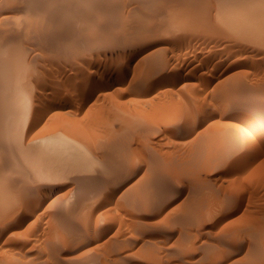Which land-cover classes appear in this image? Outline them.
Masks as SVG:
<instances>
[{
    "label": "rangeland",
    "instance_id": "374dc122",
    "mask_svg": "<svg viewBox=\"0 0 264 264\" xmlns=\"http://www.w3.org/2000/svg\"><path fill=\"white\" fill-rule=\"evenodd\" d=\"M7 1H8L7 3L11 2V0H7ZM21 1L24 3V5H27V7H30L31 9L29 10L26 6L23 5V3ZM81 1L82 0H69V1L68 0H57V2H56V0H51V1H49V3H52L51 5H53V7H50L51 5H44L46 7H44L42 5V7H44L45 9L47 8V10H48V8H50L49 9L50 12L48 10L47 13H45L46 11H41V9L42 10H45V9L40 7L41 6L40 5L37 8L40 9V11L42 13L39 10L38 11L41 14L44 13L47 16L49 13L50 14H49L48 18L46 16L43 18L40 17L41 18L40 19L39 17L36 16L35 17L36 19L39 18L37 20V22H36V20H34V18H33L34 16L33 17L30 16V15H33V13H31V10L33 12V10L35 9V7L37 5L35 6L34 4H32V7H31L29 4H27V3L25 4V0L24 1L23 0H20V1L13 0L11 2V4H7L8 6L7 5L5 6V7H7V9H10V10L4 9L5 11L4 10L2 12L0 11L1 13L7 14L9 16L8 20H6V21H9L8 22L9 24L7 23V26H6V28L8 30L6 29V32H4L5 30H3V33H6V35L3 34V36H4L5 40L6 39L10 40L9 38H13V39H11L12 42L8 43L9 42L8 41L6 43L7 45L5 44V46L3 48H1V51H0L1 54L4 52V54H2L1 57L5 56L4 58H5V61H7V62L0 61V64L6 63V64H4V67L1 68L0 70H3L5 68L4 71H6V72L8 71L7 75L9 74L8 77H10V76L12 77V78H10V80L13 82V84L15 85L14 82H16V83H18V84H16L18 87H19V84H20V86L24 87V88L20 87V90L22 89L21 91L24 90L23 94L22 93H20V94L24 95L23 101L27 100L30 102V103H28L27 101L26 102L22 101L24 107H26L25 112L28 113L30 110V111L37 112V113L33 112V113H35V115L40 114L38 116L39 118L37 117V119L34 122L33 127L31 129H29L28 131L24 130V126H25L24 125L23 126L24 131H22L20 129L23 134L21 133V131H19V129L17 131H15L17 133H18V131L21 133L20 135L17 134L19 137V138H17V140H19L20 138H22L23 140L20 139V141H14L13 139L16 140L17 135L14 136L16 133L13 132L12 129H10V128L6 130L7 126L9 127V125H10V124L8 125V123H13V121H10V119L12 118V114H10L11 116L9 114L5 115V116H10V117L6 118V120H5L6 123H2L3 121L1 122V119L4 120L3 118H5L3 115V114H5V113H3V110L5 108H2V107L6 106L5 104H7V101L3 105L0 104V105H2V107L0 106L1 107L0 109H2V113H3L2 114L3 118H0V127L2 124H6V125H2V126H5L6 128H5V132L0 131V140L7 137V138H5V140H1L2 142L0 141L1 143H4V144L0 143L1 144L0 145V150H1V152H0V160H1L0 161V167L2 166V170H0V171H3L2 172L3 174L0 172L1 173L0 177L2 179L1 180L2 182H0V183L2 184L4 182L3 184H6V185H4L5 188L9 189V186H10V189H14V187H15V189L17 188L16 190L18 192L20 191L19 192L20 194H18L19 195L18 197H15L13 200L10 199L11 202L13 201L12 203H14V205H19V203L23 200L22 198L26 199L28 197V195L30 196L28 198L29 200L34 199V198H32L33 197L32 194L39 193L40 188H38V187L39 186L41 187L42 186L41 184H44V183L46 185L51 184V186L54 189L53 193L49 196V199L40 203L38 206H36L35 211L33 212L34 214L32 213V215H30L26 220H22L18 216L16 219H12V220L10 219V222L8 224L6 223V224L2 225L0 222V230L2 231L0 233V255H1L0 258L3 259V257H5L3 260L0 259V264H4V263L5 264H7V263L8 264L9 263L14 264L15 261H16L15 264L16 263L28 264L30 262L32 264L33 263L32 260H34L33 264H37V263L38 264H41V263L42 264L43 263L44 264H60V263L61 264H66V263L67 264H75V263L79 264V262L81 264H90L89 262H91V264H95V263L96 264H101V263L102 264L103 263L104 264H126V263L127 264H187V263L188 264H241V263L242 264H248V263L252 264L253 259H259V258H252V259L249 258L251 255H248V254H250V253L254 254L255 252L253 251V248L251 246V245H253V244H251L253 239L251 237V240H250V236L247 235V234H250L248 232H251V231H248V230H251V229L254 230V227H255V229L257 230V232L260 235L257 234V236L259 238L257 237L256 239H254L253 243H255L257 240L258 241L260 240L261 242L259 241L257 243L258 244L260 243L259 245L264 247V240L262 239V238H264V234H263L264 228H262L264 224H262V222H261L262 220L264 222V218H263L264 217V215H263L264 214V134L259 132V131L257 134V132L255 133L253 131L254 128L257 126L256 125L257 124L256 123L257 117H258V119H260V118L264 119V110H263L264 100L260 101L255 97V95L257 93H261L264 96V89H262L263 90L262 91L261 86H260V85H262L264 87V78H263L264 77V67H262L263 65L257 66V67H259L258 69L256 68V65H252V67L253 66L255 67V68L254 67L252 68V69H254L252 71H249V70H251V69H249V68H251V66L248 69L245 68V69H243V72H245V73L242 72V69H241V71H239L240 69L236 68L237 64L232 60V58H230V53L227 52L229 50L227 49V51H224V49L226 50V48L225 47L222 48V45H220V42L218 43V41H216L215 39H211V37L206 36L205 33H202L201 35L200 34H197V35L194 34L195 37L193 35L192 36L193 40H191L188 43L187 42L182 43L179 39L180 37L177 38L175 34L173 36L172 33L168 34V33H162V32L158 33L157 35L154 34V36L149 37L147 40H144L143 42H141V41L136 42V40L133 39L134 36H136L134 34L135 33L134 30H136V28L142 29V28L146 27V28H151V29L154 28L156 30L157 29L162 30L161 27L170 21V19L172 18L171 16L174 12L171 8H165V9L159 10L157 8V6L156 7L154 6L156 8V10H154V7L152 8V7L148 6L150 4L145 5L147 3L146 2L147 0L146 1L144 0L145 2L142 0H136V2H135V0H132V1L131 0H113V1L112 0H97V1H99V2H96L98 8H95L96 6L94 7L97 10L103 9L102 10V12H103L106 7L108 8L111 6L112 2L114 4H116L115 2H117L119 4V7L122 10L119 9V11H116L117 14L116 13L111 14L112 19H113V23H114V25L113 24H111V25H113V26L108 25V27H109L108 28L106 26L101 27V26H92L91 25L92 27L90 29L91 30L93 29V30L91 32V30L89 29V32H88L89 27H88V25L85 24L86 23L85 20H83L85 23L82 22V19H84V18H81L82 16L81 17L79 15L77 16L75 14V12H73L74 15L76 16V18H74L75 16H72V14H70V13L69 14L64 13L66 11L65 7H67L68 4L71 5V7L73 5L74 6L79 5V7H80L81 3L82 4L84 3L85 5L83 4L84 7L82 6V8L86 9V7H88V9H94V8H92L94 0H93V2H92V0H87V4H88V1H89L90 5L92 3L91 7L89 4H88L89 6L86 5V3H85L86 0H84L82 2ZM127 1H130V2L125 4V2H127ZM210 1H212L210 4L211 5L210 15H212V16H210V19L212 22H214L215 20L213 21V19H215V18L213 16H214V13L216 14L215 10L218 7V4H220V3H218L219 1H217V4H216V0L215 1L210 0ZM13 2H15V3H13ZM58 2H59V4H58ZM61 2H63V3H61ZM102 2H103V4H102ZM220 2H221V0H220ZM18 3H19V5H18ZM66 3H68V4H66ZM128 4H129V6H128ZM65 5H67V6H65ZM212 5H215V6L213 7ZM20 6L24 7L25 9L27 8L28 10H26V11H30L29 12L30 14L27 12V14H29V16H27L26 14L22 15L25 13L24 12L25 10L23 11L22 9H24V8H22ZM101 6H103L104 8ZM126 6H128V7H126ZM19 7L21 8V10ZM79 7H77V8L80 9L81 7L80 8ZM32 8H34V9H32ZM54 8H56V9H54ZM100 8H102V9H100ZM130 8H131V10H130ZM127 9H129L130 12ZM35 10H37V9H35ZM61 10H63V12ZM97 10H95V11L97 12ZM147 10H149L151 12H149ZM15 11H17V12H15ZM21 11H22V13H21ZM38 11H35V12H38ZM53 11H54V13H53ZM105 11H106V9H105ZM105 11L103 13L101 12L99 15L98 14L96 15V12H95V15L98 17L100 15L105 14ZM135 11H137V12H135ZM145 11H147V12L145 13ZM156 11H158V13ZM160 11H161V13H160ZM19 13H21L22 16ZM40 13H38V15H40ZM90 13L91 12H89V14ZM125 13H127V14L124 15ZM148 13H149V15H148ZM154 13H155V15H154ZM53 14L54 15L56 14L57 17L56 16L50 17ZM128 14L131 16L132 19L130 18V16H128ZM136 14L139 15V17L141 16L140 20ZM158 14L161 16L159 17ZM35 15H36V13H35ZM95 15H93V16H95ZM23 16L24 17L26 16L28 18H23ZM114 16H116V18ZM136 16L138 18L135 19ZM151 16H152V18H151ZM15 17H16V20H15ZM30 17L33 19H30ZM55 17H56V19H55ZM156 17H159V18H156ZM65 18L66 19L68 18L67 21L68 20L73 21L72 19L78 18L77 19L78 21L77 20L74 21V23L76 22V24H75L76 26L73 24L72 25L73 28H71V26H70L71 29L66 28L67 27V26L65 27V25L67 24L66 23L65 25L62 26L63 29H61L62 30L61 31L60 30L61 27H59L61 24L59 26H57V24H59V23H56V22H58V19H59V20H61V23L64 24L66 22ZM79 18L81 20H79ZM117 18H119V19H117ZM141 18L144 20H142ZM26 19L31 20L34 24L38 23V25L37 26L34 25V27L31 28L32 30H29V28H27L25 26V24L27 25L29 23ZM54 19H55V21H54ZM148 19H149V21H148ZM122 20H124V21H122ZM135 20H136V22L137 21L140 22L141 20L142 21L139 24L137 22L136 25H134ZM158 20H159V22H158ZM6 21L4 22V24H6ZM12 21L15 23H13ZM20 21H22V22H20ZM23 21H26V23H24ZM128 22H130L131 24H129ZM4 24H2V26H5ZM12 24H14L13 25L14 27L12 26ZM49 24H53L55 26V29H54V27L49 26ZM83 24H84V26H83ZM126 24H128V26L130 25L131 27L130 26L129 27L131 29L128 28V26H126ZM80 25H82V26L79 27ZM117 25L119 26V28H117ZM35 26L38 28L39 31L37 30V28ZM56 26L59 27V29L56 28ZM89 26H90V24H89ZM114 27H115V29H114ZM121 27L124 31L121 29ZM41 28H42V30H41ZM80 28H81V30H79ZM72 29H75V30H72ZM13 30H15V32H13ZM78 31H80V32L78 33ZM93 31H97L99 33H102V31H103L102 34L104 35V37H103L104 39H101L102 41L98 40L97 42L92 41L91 35H89V33L92 34V33H94ZM111 31L113 33H111ZM127 31H128V33H127ZM131 31L134 35L131 33ZM59 32L61 34H59ZM86 33H88L87 34L88 36L86 35ZM115 33L116 34L118 33V34L116 35ZM47 34L51 35L52 38L51 37L46 38L45 36H47ZM57 34H59V36ZM110 34H111V37H107V36H110ZM160 34H162L163 36ZM204 34H205V36L203 37ZM69 35H71L70 38H69ZM0 36L2 37V34H0ZM5 36H7V37L11 36V37L6 38ZM89 36H90V38H88V39H91L92 42L90 40H87V37H89ZM76 37H79V39L78 38L76 39ZM81 38H83V39H81ZM105 38H106V40H105ZM53 39H55V40H53ZM127 39L131 40V41L128 42ZM177 39H179V40H177ZM25 40H29V41L24 42ZM47 40H49V41H47ZM133 40H135V42H133ZM56 41H58V42H56ZM85 41H87V42H85ZM178 41H180V42H178ZM118 42H119V44H118ZM141 43H142V45L144 43V45L142 46ZM18 44H21V45H19L17 47ZM91 44L93 45V47H96V48H94L95 49L94 51H93V47ZM131 44H132V46H131ZM218 44H219V46H218ZM50 45H51V47H50ZM138 45H141V47L140 48L137 47ZM23 46L25 48H27L28 50H26ZM52 46L54 48H52ZM100 46H101V48H100ZM7 47L8 48L10 47V48L8 49ZM10 49H11V51H10ZM5 50H7V51H5ZM19 50H21V51H19ZM84 50H86L85 53H84ZM138 50H139V52H138ZM69 51H70V53H69ZM134 51H136V53H138V54L135 53V55H136L135 59L132 60V62L130 64H127V63H129V59L132 57V55H133L132 53ZM23 52H25V53H23ZM28 52H29L30 57H28L29 56L28 54L25 55ZM14 53H16V54H14ZM116 53H117V55H116ZM11 54H12V56H11ZM41 54H43V55H41ZM6 56H11V57H6ZM16 56H18V58ZM26 56H27V60H26ZM149 56H151V58L153 57L152 58L153 62L151 61V58ZM45 57H47V60ZM48 58H50V59H48ZM51 58H52V60H51ZM54 58H55V60H54ZM71 58L74 60H72ZM14 59H16V60H14ZM29 59H31V60L29 61ZM34 60H36L37 62L36 61L34 62ZM20 61H23L26 64L23 62H20ZM15 62H20V63H15ZM71 62H73V63H71ZM146 62L149 65L151 64L152 66H155L156 64L160 63L159 65L163 66V68L165 67L166 71H164L163 73L154 74L151 78H149L147 80V82H145V85H144V84L138 83V79H140L141 76L145 73V71L149 70V68L151 66L150 65L147 67L145 65ZM163 62L165 64V66H164ZM30 63H32V64H30ZM55 63H56V65H55ZM117 63H119V64H117ZM143 63H144V65L142 66ZM153 63H155V64H153ZM20 64H22V67ZM125 64H126V67H124ZM2 65H0V67H2ZM5 65H8V66H5ZM14 65H15V67H14ZM27 65H29V66H27ZM79 65H80V67H79ZM144 66H145V68H144ZM18 67H21V69ZM29 67H31V68H29ZM8 68L9 69L13 68V69H10V71H9ZM17 69L21 70V71H17ZM30 69L31 70L33 69V71H31ZM34 69H36V70H34ZM143 69H146V70L143 71ZM235 69L238 71H236ZM86 71L88 72V74ZM125 71H127V72H125ZM140 71H142V73ZM261 71L263 72V74ZM32 72H33V75H32ZM116 72L118 74H115ZM235 72H239L240 74L237 73V75H236ZM241 72L243 73V75ZM230 73H231V76L233 73L235 75L232 76V78H231L229 75ZM2 74H5V72ZM2 74L0 73V75H1L0 78L4 77L6 75V74L5 75H2ZM17 74H19V77ZM140 74H141V76H140ZM219 74H221V75H219ZM252 74H254V75H252ZM132 76H133V78L131 80ZM228 76L230 78L229 82L226 81L229 79ZM224 77H226V80H223V79H225ZM234 77H235V79H234ZM240 77H242V78H240ZM80 78H82V79H80ZM244 78H246L247 80ZM240 79H244V81L240 80ZM14 80H16V81H14ZM220 80L221 81L223 80V81L220 82ZM236 80L239 81V84H236L237 86L239 85L238 87L235 85V83H238ZM71 81H72V84H71ZM80 81H81V83L82 82L89 83L90 88H89V91H87V93L91 94L90 100H88L87 102H84V104H82V99H80L78 101L70 100V99L66 100V98L59 99L62 95L61 93L67 92L68 89H69L68 93H71V94L74 93L75 94V92L80 87L79 86L81 84ZM224 81L227 85L224 83ZM230 81H232V82H230ZM134 82H136V83H134ZM240 82H242V84ZM5 83L6 82H4V84ZM8 83H11V82H8ZM223 83L225 84V87L222 86V85H224ZM243 83H247V84L244 85ZM250 83H252V84H250ZM25 84H26V87H25ZM61 84H63V85H61ZM137 84H139L138 86H140V87H138ZM215 84H216V86H214ZM9 85L13 86L12 84H9ZM53 85H55V86H53ZM57 85H59V86H57ZM142 85H144L143 89L141 88ZM243 85H244V88L241 87ZM254 85L256 86V88ZM133 86H135L137 88V90ZM229 86H230V88L232 86L233 87L232 89H235V87L237 89H239L241 87L243 89V91L241 93H237V94L234 93V94L229 96L225 93V90H226L225 88H228ZM30 87H32V88H30ZM73 87H75V90ZM221 87H224V88L220 89ZM245 88H246V90H245ZM132 89L135 91H133ZM251 89L254 92H252ZM38 90H40V92ZM221 90L223 93L221 92ZM25 91H27V92H25ZM4 92L8 94L9 91L7 90ZM52 92L53 93L58 92V93H55L56 95L55 94L53 95ZM215 92H217L218 94ZM9 93H12V91H10ZM13 93H14V91H13ZM38 93H40V94H38ZM44 93L45 94L47 93L46 95L49 96L50 98H53V100L54 99H55V101L57 100L58 103H59V101H61L59 103L60 109L55 110V112H57V111L60 112V116H59V114L54 115V111L47 108L48 107L47 102H45L43 100V98L40 97V96H44ZM68 93H67V95H68ZM104 93H106L107 95ZM219 93L220 94L222 93L224 96L221 94L222 96L219 97V95H220ZM7 94H5V96ZM100 94L102 95L101 97H100ZM213 94H215V95H213ZM22 95H19V96H22ZM35 95H36V98L34 97ZM57 95H59V96H57ZM225 95H227V96H225ZM250 95L253 96V98L250 97ZM28 96H29V98H28ZM228 96L231 97V99ZM103 97H105V98H103ZM7 98L9 99V97H7ZM10 98L11 99H9V100H14V102L17 101V99H14V98H17L14 95ZM19 98L22 99V97H19ZM37 98H38V100H34ZM224 98H225V100H224ZM244 98H246V99H244ZM95 99H97V100H95ZM253 99H255V100H253ZM4 100H6V99H4ZM231 100H232V102H231ZM93 101L96 103H93ZM102 101H103V104H102ZM229 101L231 102L230 107H229V105L226 106V104H229ZM9 102H8V104H9ZM70 102H71V104H70ZM111 102H112V104H111ZM233 102L234 103L236 102V104L234 105ZM115 103L118 104L119 106H117ZM12 104H13V102H12ZM26 104H28V105H26ZM94 104H96V105H94ZM106 104H108V105H106ZM113 104L116 105L115 106L117 108L116 110H115L114 106H111ZM36 105H42L43 106V107L40 106L41 107L40 112L38 111L39 109ZM44 105H45V107H44ZM232 105H234V107ZM73 106H75V107H73ZM88 106L90 109L86 108ZM120 106H121V109L119 108ZM7 107L8 106H6V108ZM28 107H30V109ZM92 107H94V108H92ZM98 107H101V108L98 109ZM102 107L107 108V110L105 111V109H102ZM111 108L113 111L111 110ZM118 108L120 109V112H119ZM43 109L45 112L43 111ZM97 110H99V111H97ZM101 110H103V111H101ZM126 110L130 111V112H127ZM8 111H9V109H8ZM86 111L87 112L89 111V112L87 113ZM124 111L129 113V115L132 117V120L134 117L137 118V119L134 118L133 122H135V123L138 122V124H137L138 127L140 126V124L143 127L141 126V128L140 127L137 128V126H136V129L139 130L141 133L140 132L138 133V131L135 128L130 129V133L128 135L125 134V137H124V134H122L123 135V140H122L121 139L122 138L121 133L119 134V135H121V137H119V135L117 133L123 128L124 125H126L129 122V120H130V122H132V120L129 119L131 117H129L128 114H125L126 112H124ZM196 111H198V114L200 112H203V114L200 113V115H199V119H201V120H200L199 124L197 125L198 127L196 126L195 128H193L192 130H190L188 132L183 131V130L181 131V129H180L181 122L183 123V121H185L187 119V117L188 118L191 117L193 115V113H191V112L195 113ZM50 112L51 113L53 112V113L51 114ZM64 112H66V113H64ZM74 112L77 114H75ZM103 112L106 114L103 115ZM116 112H119L118 113L119 116L116 115L117 114ZM47 113H49V114H47ZM61 113H62V115H61ZM94 113L96 116L93 115ZM98 113H100V114L98 115ZM101 113H102V115H101ZM107 113L110 116H108ZM113 113H115V114L112 116L111 114H113ZM122 113H123V115H122L123 117L126 118L128 116L127 119L120 117ZM135 113L136 114L138 113L139 115L138 114L136 115ZM50 114L52 115V117H50L51 116ZM132 114H134L135 116L134 115L132 116ZM57 115H58V117H56ZM53 116H55L57 119H55ZM67 116H68V120H66ZM78 116H79V119H78L79 121L75 119V121H76V123H75L74 118H78ZM107 116L110 118L108 119ZM61 117L63 118L64 121L65 120L68 121V123L70 125L68 123H67V125L69 127L73 125V128H68L66 125V121L64 122L62 119H60V120H62V122L59 121V118H61ZM83 117L84 118L86 117V118L84 119ZM102 117H104L105 119ZM112 117H114V118H112ZM143 117H144V119H143L144 121L142 122ZM69 118H71V119L69 120ZM82 118H83V120H82ZM116 118H118V119L115 120ZM122 118L125 120H123ZM150 118L151 119L153 118V121L155 122L154 124H153V121L152 122L150 121ZM102 119H104V120H102ZM113 119H114V121H113ZM154 119L157 120V126L155 125L156 120H154ZM8 120L10 122H8ZM11 120H13V119H11ZM55 120H57V121H55ZM108 120H111V123H113V124H111L110 121L107 123ZM138 120H141V121L139 122ZM146 120H148V121H146ZM70 121H73V122H70ZM120 122H122V123H120ZM173 122H175V123L178 122V123L176 125ZM56 123H59V124L57 125ZM61 123L63 125H60ZM64 123H65L66 127L64 126ZM124 123H126V124H124ZM77 124H78V126L81 124L79 126L80 128H78V126H76ZM144 125H145V127H144ZM151 125H155V127L154 126L152 127ZM263 125H264V122H263ZM119 126H121L120 129H119ZM224 126H226V127H224ZM54 127H57L56 129H59L60 127L61 128L59 130H56V129L54 130ZM74 127H77V128H74ZM110 127H112V128L110 129ZM3 128H0V129L4 130ZM62 128H65L66 130L62 129ZM68 129H69V131H72V134L73 133H76V134L75 135L74 134L72 135L70 133L68 134ZM76 129H78V130H76ZM109 129L111 131H109ZM148 129H149V131H148ZM153 129H156V130H153ZM239 129H240V131H239ZM255 129H258V127H256ZM8 130H9V132H12V133H8V135L11 138L8 137V135H6V132ZM64 130L66 133H64ZM80 130H82L81 132L84 133V135L82 136V140H83V138L86 139V140H83L85 143L88 141L87 146L88 145L94 146L92 148H91V146H88V148H89L88 153L90 156H92L94 154L92 157H94L96 155L97 157L96 156L94 157L96 160H100L99 156L102 157V153L100 150L101 149V143L98 144V140H97V138L101 135V133H102V135H101V137H99V140L101 139L100 141L101 142L103 141L102 143H105L109 139L108 137H111L110 140L112 139V142L114 141L115 144H119V142L122 140L120 142L121 144H119V145L123 146V144L125 143L124 148L127 146L125 148V152L128 149L127 152L124 153L125 156L122 155V160L120 162L121 164H119V166L121 165V167L122 168L124 167V168L122 169L121 167L117 166L120 168V170H122V172L117 167H115V170L113 168H112V170L110 169L111 171L114 170L113 172L108 170V172L106 171V174L102 173L101 176H100V173H98L99 174V176H98L97 173H88L86 175L85 173H87V172H85V173L84 172H80V173L73 172V173L81 174V175H78L79 176L78 177L77 174L75 175V174L71 173L68 169H65V168H64V170L61 168L62 169L61 172L64 171V173L63 172L61 173L60 167H58L59 170L56 167L57 170L55 168H53V171H56L55 175H54L55 179L53 178L54 173L53 174L47 173L50 171L49 168H46V170L43 169L47 173L46 176L45 175L44 176L43 175H41V176L36 175L37 178H36V176H34V174L32 176V173H30L31 170L33 169L32 165L29 164V162H27L24 159V157H21V155L23 156V154H24L23 152L27 151L28 148L27 149H25V148L28 145H30L31 143H34L33 139L37 138V140L35 139V142H36L42 136L50 135V134H52V132H53V134H52L53 136H54V134L59 135V133H60V136H62V134L64 133L65 135H63V136L69 135V137H71V135H72V137H74L76 135L77 136L79 135ZM116 130L118 132H116ZM132 130H134V131L132 132ZM141 130L144 132L142 133ZM242 130L245 133H243ZM61 131H63V132H61ZM77 131L79 133H77ZM213 131H215L216 133ZM218 131H222V132L220 133ZM46 132H49L50 134L46 133ZM150 132L151 133L154 132V133L149 134ZM184 132H185V134H184ZM235 132L237 135L234 134ZM13 133H15V134H13ZM114 133H115V135H114ZM134 133H135V135H134ZM246 133L249 134V137ZM106 134H108V135H106ZM111 134H113V137ZM218 134H221L223 137L226 134V136L228 137V140L226 141L228 143L227 145L231 144V146H232L233 145L232 143L236 142L237 144L235 143L234 145H237V146H235L237 148L234 149L235 147L233 145L234 148L232 147L231 150H234V152H232L233 154L232 153L229 154V155L232 154L230 157L231 159L226 157L228 160L225 158V159L219 160V162L218 161L213 162L214 164H212V163H209L207 160H208V155L210 153V150H212L213 146L215 145V142H214L215 138L219 137ZM230 134L232 137L229 136ZM238 134L242 135L243 137L240 136L238 139L237 138ZM243 134H245V135H243ZM4 135H5V137H3ZM11 135H13V136H11ZM116 135H118V136L115 137ZM126 135L129 137H127ZM210 135H212V136H210ZM84 136H87V137H84ZM66 137H68V136H66ZM114 137L116 139H120V141L119 140L117 141L116 139H114ZM141 137H144V138H141ZM137 138H140V139H137ZM203 138H205V139H203ZM231 138L233 139V141L230 140ZM236 138H237L238 142H237ZM7 139L11 140L12 142L6 141ZM31 139H32V141H31ZM125 139L128 140L129 143L126 142ZM200 139H202V141ZM89 140H90V143H89ZM139 140H142V141H139ZM92 141H93V143L96 141L97 146L95 145L96 142L93 145L91 143ZM145 141H146V143H145ZM7 142H8V144H10L8 146V148L6 147L7 145H5V144H7ZM13 142L14 143L19 142L20 146L22 145L21 148H23V149L20 148L23 151V152L21 151L22 152L21 155H19V153H20L19 150L13 151V148L11 147V146H13V145H11V144H13ZM21 142H22V144H21ZM75 142H77V141H75ZM122 142H124V143H122ZM197 142L200 144L195 145V143H197ZM221 142L222 141H220V145L223 144V142L222 143ZM226 142H225V144H226ZM24 143H29V144H24ZM209 144H210V146L211 145L212 146L210 147ZM99 145H100V148L98 147ZM144 145H146V146L148 145V147L145 148ZM199 145L202 147V151H200L201 147ZM1 146H2V148H1ZM10 147H11L10 150L13 152L9 151ZM95 147H98V148L95 149ZM148 148H149V152L147 151ZM195 148H200L199 154L195 153V150H194ZM206 148H207V150H206ZM16 149L17 148L15 145L14 150H16ZM93 149H95V150H93ZM192 149L194 152L191 151ZM203 149H205V150L203 151ZM97 150H99V151H97ZM152 150H153V152H151ZM6 151L7 152L9 151L11 153L9 154ZM4 152L7 155L4 154ZM16 152L19 155V157H21V159L23 158L25 161L21 160V159L19 160L18 156L15 155ZM98 152L101 154H99ZM155 152H156V154H159L158 157L156 156ZM202 152H204L205 154ZM206 152H207V154H206ZM2 153L8 159L7 163L5 162L6 158L2 157L3 156ZM193 153H195V154H193ZM11 154L12 155L14 154L16 159L18 158L19 161L16 160L15 162H13L14 159L9 160L12 158L10 156ZM126 154H128V155H126ZM189 154H192L193 156H191ZM198 155H200V156H198ZM8 156H10V157L8 158ZM150 156H151V158H150ZM176 156H178V157L181 156L180 158H182V159H185L184 157H186V158H188L187 160H190L189 157H191V160H193V162H194V166H195V163L196 164L198 163V165L200 166L201 169L199 170V167H197L196 168L197 171L195 172V168H192V170L194 169L193 173L195 172V175H193V173L190 175V178H192L194 176L195 178L194 177L193 178L195 180H193V182H192L193 178L191 180H190V178H187L188 182L187 181L186 182L185 181L179 182L182 184V185L178 184L180 186V190L182 193V194H180V195H182L180 199L177 198L176 200L175 199L171 200V199H169V197H163L162 196V201H161V196H159L160 198L158 197L157 198L158 201H156V197L154 198L151 196L152 199L147 198L148 197L147 193H145L144 190H145V187H147L146 181H148L151 177L155 178L156 179L155 181L157 183H160V184L164 183L163 185L166 186V181L162 177L163 175H160L157 172V170L155 171L156 167L154 165H155V163H157L155 161H157L159 159L158 162H160V164H165V163L167 164L168 160L171 159V160H169V162H175L176 164L182 163L180 161H183V160H181L180 158H178ZM203 156H204V158H203ZM156 157H157V160L155 159ZM13 158H14V156H13ZM173 158L176 160L174 161ZM193 158H195V159H193ZM152 159L153 160L155 159V161L152 162ZM177 159H179V160H177ZM125 161H126V163H125ZM220 161H222V162H220ZM2 162H4L5 164H3ZM20 162H23V163H20ZM163 162H165V163H163ZM199 162H200V164H199ZM14 163H16V164H14ZM24 163H25V165L27 164L26 167H24L25 165H23V166L20 165V164H24ZM124 163H125V165L123 166ZM151 163L152 164L154 163L153 167H151L152 166ZM217 163H219V164H217ZM12 164H14L16 166L17 165H20V166H18V167L14 166L13 167ZM166 164L163 166L165 167ZM236 164H237V166H236ZM5 165H7V166H5ZM9 165L12 166V168H10ZM19 167H23V168H19ZM205 167H207V169L203 170V168H205ZM116 168L118 169V172L120 171L119 173H117V175H116V172H117ZM25 169H26V171H25ZM37 169H39V167ZM5 170H7V171H5ZM9 170H12V172L11 171L9 172ZM51 170H52V168H51ZM205 170H206V172H204ZM57 171L60 172L59 175L61 178L57 177V176H59L58 175L59 172L57 173ZM45 172H43L42 174H44ZM155 172H157V173H155ZM4 173H7L8 176ZM16 173L18 176L16 175ZM20 173H21V175H20ZM56 174H57V176H56ZM66 174H67V176H66ZM68 174L71 176H69ZM10 175L11 176L13 175L12 178L15 175L16 177H19V179H22V180H19L16 177H14L12 179V178H10L11 177ZM29 175L31 177H29ZM93 175H94V177L95 176L96 177L95 178L91 177ZM112 175L116 176V177L114 178ZM2 176L3 177L5 176L4 179ZM20 176H22V177H20ZM24 176H25V178H24ZM196 176H197V178H196ZM6 177H9L7 179H11V180L6 181V179H5ZM40 177L42 178V180ZM105 177L107 178V180L105 179ZM110 177L113 178L112 182L114 184L111 183L109 186L110 181H108V180H110V179H108V178H110ZM28 178L33 179V180H30ZM52 178H53V180H52ZM58 178H59V180H57ZM68 178H69V180L67 181ZM200 178H201V180H200ZM15 179L17 180V182ZM196 179H198V183L201 181V188H202V190L200 189L199 190L200 192H198L200 194L196 193V194H198V196L195 194L194 190H192L190 192V190L194 186L195 182L197 183ZM37 180H39V181L37 182ZM44 180H45V182H44ZM60 180H62V181H60ZM113 180H115V181H113ZM12 181L16 182L15 186H14V183ZM32 181H34V182H32ZM55 181H57V182H55ZM207 181H209V182H207ZM18 182H20V183H18ZM107 182H108L107 186L110 187V189H112V187H115V186L117 187V183H119V189H120L119 192L116 195L112 196L111 198H107L101 204V206L93 209L92 208L93 203H91V200H88V199L90 197H91V199H93L94 197L95 198L98 197L99 195H96V194L102 193L100 190L103 191L104 190L103 188L104 187L106 188ZM189 182H190V184L192 183L193 185H190ZM204 182H205V184H203V187H202V183H204ZM10 183H13V184H10ZM21 183L22 184L24 183V184L22 185ZM58 183H60V184H58ZM120 183H122V185ZM55 184H56V186H55ZM209 184H210V186H209ZM89 186L90 187L92 186V187L89 188ZM22 187H24V188H22ZM188 188H190V189H188ZM203 188H205V189L207 188V189L204 190ZM22 189L24 192L21 191ZM32 189L33 190L35 189L34 192L32 191ZM81 190H83V191L81 192ZM139 190L140 191L143 190V191L140 192ZM25 191H27V192H25ZM92 191H93V193H92ZM138 191L141 194H138ZM85 192H86V195H85ZM94 192H96V193L94 194ZM202 192H203V194H202ZM73 193H75V194H73ZM135 193L137 194V196H135V197L138 198V199L135 198V200H138V202L136 201L137 205L135 204L136 203L135 200H134V202H135L134 204L130 202V200L132 201L131 198H132V196L135 195ZM142 193L143 194L145 193V196ZM88 194L90 197L88 196ZM201 194H202V196H201ZM21 195H25V196L21 197ZM80 195L82 196L81 197L82 200L83 199L85 201L87 200L85 203L89 204V206H88V204L83 203V204H85L86 208H84L83 209L84 211L82 210V212H80L81 211L80 208H83L84 205L81 206V203L79 205L80 208H79V206L75 207L72 204L69 205L66 203V200L69 199L68 200L69 203L73 202L75 200L76 204L77 203L79 204V201L81 199H78V198L80 197ZM119 195H121V196H119ZM139 195H141V196H139ZM185 195L187 198L185 197ZM226 195H227V197H226ZM73 196H75V199ZM87 196L89 198H86ZM129 196H131V197H129ZM164 196H166V195H164ZM188 196L190 197V199ZM193 196H196V197L193 198ZM126 197H127V199H126ZM200 198H201V200H200ZM227 198H228L229 202H227ZM7 199L5 198V201L3 203L6 204ZM60 199H63L64 201L62 202V200H60ZM70 199H71V201H70ZM128 199H130V200H128ZM165 199H166V201H167V199H169L168 200L169 202L167 203V202L163 201ZM186 199L189 201H187ZM229 199L230 200L232 199L233 201H230ZM54 200H55V202H54ZM125 200L126 201L128 200V201L126 202ZM144 200H148V201L150 200L149 201V202H151L150 204L152 206L153 205L154 206L152 208H150L151 205H149V203H145L147 201L144 202ZM26 201H27V199H26ZM57 201H59V202H57ZM64 202H65V204H64ZM153 202H155V203L158 202V203L155 204ZM222 202H223V204H222ZM7 203H8V201H7ZM16 203H18V204H16ZM21 203H25V200H23V202H21ZM59 203L62 205H59ZM128 203H130V204H128ZM225 203H226V205H224ZM76 204H74V205H76ZM195 204H197V205H195ZM156 205H158V206H156ZM177 205L180 207H178ZM183 205H184V207H183ZM186 205H188V206L191 205L190 208L194 207V209L193 208L190 209V208H188V206L186 207ZM198 206H199V209H196V208H198ZM212 206H213V208H212ZM3 207H5V206L0 207V209ZM51 207L53 210H51ZM55 207H57V209H55ZM135 207H136V209H135ZM216 207H218V209ZM74 208H75V211H74ZM182 208H184V209L188 208L187 211L189 210L187 212V214L189 213V216H188L189 219L186 220L187 224L190 221H193L195 219H196L195 220L196 223L193 221L192 222L193 225L191 223H189L190 225H188V226H187V224H185V225L179 224V223H181L182 220L178 219L179 214L177 215L176 213L183 212L184 209H182ZM225 208H227V209H225ZM133 209H135L137 211H135ZM175 209L177 212L175 211ZM212 209H213V212L209 213V211ZM57 210H59V211H57ZM207 210H208L209 214H207ZM98 211L100 214L98 213ZM192 211H195V212L192 213ZM102 212H103V214L101 215ZM197 212H198V215H197ZM83 213H85V214H83ZM191 213H192V215H191ZM193 214L196 216H193ZM97 215H98V217H97ZM100 215H101V217L99 218ZM174 215H177V216H174ZM50 216L53 218L51 219ZM86 216L88 218H85ZM106 216H108V217H106ZM190 216H192L193 218L192 217L190 218ZM0 217H1V214H0ZM261 217H262V219H261ZM75 218L76 219L78 218V219L76 220ZM97 218H99V219H97ZM171 218H175L173 220L175 223L173 221L171 222V224L174 223L173 224L174 228H172V225L168 226V224H170L169 220H172ZM54 219H56V221ZM177 219L179 220L178 223H176ZM98 220H99V224H98ZM31 221H33L34 223ZM52 221H53V223H52ZM183 223H184V221H183ZM27 224H28V226H27ZM61 224H63V226ZM29 225H31V226H29ZM52 225H54V226H52ZM79 225H80V227L88 226V232L94 230L96 225H97V227H96L97 232L94 236H92L91 240L87 241L86 243L84 241H83L84 242L83 243L82 240L78 237L80 232H83V231H77L76 233H78V232L79 233L77 235H76V233L74 235H72L70 237L71 240L69 237H68V239L64 238L65 237L64 233L66 231V228L69 229V228H72L75 226L79 227ZM180 225H182V226H180ZM25 226H26V228H25ZM184 226L185 227L187 226V227L184 228ZM58 227H60V228H58ZM140 227H142V228H140ZM256 227H258V228H256ZM57 228L59 229V232H58ZM242 229H244V230H242ZM48 230H50V231H48ZM258 230H260V231H258ZM61 231H62V233H61ZM160 231H162V232H160ZM47 232H49V233H47ZM54 233L56 236L53 237L52 235ZM210 233H211V235H210ZM226 233H228V234H226ZM243 233H244V235H243ZM48 235H50V237H49L50 239L47 237ZM179 235H181V236L179 237ZM233 235H235V236H233ZM237 235H238V238H237ZM74 236L79 241L76 240L75 238L73 239L72 237H74ZM138 236L140 238H138ZM168 236H169V238H168ZM205 236H208L209 238L205 237ZM247 236H249L248 237L249 241H248ZM56 237H58V238H56ZM62 237L66 240H63ZM181 237L182 238L184 237V238L181 239ZM224 237H226V239ZM234 238H237V239H234ZM141 239H142V241H141ZM201 241L204 242V244L200 243ZM228 241H229V243H228ZM262 241H263V243H262ZM172 242L174 244H172ZM185 242H187V243H185ZM143 244L144 245L146 244V245L144 246ZM169 245H170V247H169ZM141 246H142V248H141ZM147 246H149V248ZM180 246H182V247H180ZM183 248H185V249H183ZM55 249H56V252H54ZM200 250L203 252H201ZM262 250H263V248L261 249V251ZM152 251H154V253ZM245 252L248 253L247 256H245L246 255ZM205 253H206V255H205ZM256 253H255V255H256ZM124 254H127L128 256L127 255L124 256ZM132 254H134V255H132ZM257 254H259V253H257ZM21 255H23V256H21ZM224 255L225 256L228 255V256L224 257ZM260 255L262 257H264V252H261L259 254V256ZM7 256L10 258H8ZM130 256H131V258H129ZM144 256H145V258H144ZM241 256H242V258H241ZM61 257L64 259L65 258H67V259L64 260ZM89 257H91L92 259L90 258V260H89L88 259ZM31 258H33V259H31ZM120 258H121V260H120ZM238 258H240V259H238ZM10 259L12 261H10ZM14 259H15V261H14ZM25 259H26V262H24ZM81 259H83L85 261H83ZM117 259L120 260V262L121 261L122 262L120 263ZM128 259H129V261H128ZM18 260H20L21 262L19 263ZM70 260H72V261H70ZM93 260H96V261H94L95 263H92ZM246 260H248V263ZM2 261H4V262H2ZM260 261H262L261 264H263L264 258L261 259ZM191 262H193V263H191ZM253 264H255V263H253Z\"/></svg>",
    "mask_w": 264,
    "mask_h": 264
},
{
    "label": "bare ground",
    "instance_id": "6f19581e",
    "mask_svg": "<svg viewBox=\"0 0 264 264\" xmlns=\"http://www.w3.org/2000/svg\"><path fill=\"white\" fill-rule=\"evenodd\" d=\"M13 0H11V2H12ZM18 1H20V0H18ZM24 1V0H23ZM49 1H51V0H25V4L27 3V4H29L31 7H32V4H34L36 7H35V9H37V10H35L34 8H32V9H34L35 11H40V9L39 8H37L38 6H40V7H42V5L44 6V5H51L52 3H49ZM69 1V0H68ZM82 1H84V0H82ZM81 1V2H82ZM113 1V0H112ZM132 1V0H131ZM142 1H144V0H142ZM146 1V0H145ZM144 1V2H145ZM215 1V0H214ZM217 1H219L218 3H220V4H218V7L216 8V14L214 13V18L215 19H213V21L214 22H212L211 21V19H210V16H212V15H210V11H211V2L212 1H210V0H147L146 2V4L145 5H148V4H150V5H148V6H150V7H156L157 6V8L160 10V9H165V8H171L174 12H173V14H172V18L170 19V21L169 22H167L166 24H164L161 28H162V30L160 29H151V28H142V29H137L136 28V30H134L135 31V35L136 36H134V38L133 39H135L136 40V42H143L144 40H147L149 37H151V36H154V34H158V33H160V32H162V33H172L173 34V36H174V34L176 35V37L177 38H179L180 39V41L182 42V43H185V42H190L191 40H193L192 38V36L195 34V35H197V34H202V33H205L206 34V36H208V37H211V39H215L216 41H218V43L220 42V45H222V48H226V50L224 49V51H227V49L229 50V51H227L228 53H230V58H232V60L237 64L236 65V68L237 69H240L239 71H241V69H242V72H243V69H248L250 66H251V68H249V69H251V70H249V71H252V70H254V69H252L253 67H252V65H256V68L258 69L259 67H257V66H261V65H263L262 67H264V0H221V2H220V0H216V4H217ZM8 1L7 0H0V11L2 12L4 9L5 10H10V9H7V7H5L7 4H11V2L10 3H7ZM22 2V1H21ZM56 2H57V0H56ZM67 2V1H66ZM80 2V1H79ZM91 2V1H90ZM92 2H93V0H92ZM96 2H99V1H97V0H94V3H93V5H92V3H91V5H92V8H94L95 6V8H98V6H97V3ZM128 2H130V1H127V2H125V4L126 3H128ZM135 2H136V0H135ZM13 3H15V2H13ZM23 3V2H22ZM54 3V2H53ZM61 3H63V2H61ZM60 3V4H61ZM76 3V2H75ZM86 5H88L89 4V1H88V4H87V0H86ZM96 3V4H95ZM116 4H114L113 2H112V4H111V6L110 7H106L105 9H106V11H105V9H104V11H105V14H103V15H100V16H96L97 14L99 15L101 12H102V8H100V9H102V10H97V9H88V7H86V9H84V8H82V6H83V4L81 3V8L79 7V5L78 6H72L71 7V5H69L68 3H66V4H68V6L67 5H65V6H67V7H65V9H66V11L64 12L65 14H72V16H75L74 15V13L73 12H75V14L78 16H82L81 18H84V19H82V22H84L83 20H85V24L86 25H88V32H89V29L92 27V26H101V27H103V26H106V27H108V25L110 26L111 24H113L114 25V23H113V19H112V15L111 14H113V13H116V11H119V9H121L120 7H119V4L117 3V2H115ZM133 3V2H132ZM143 3V2H142ZM58 4H59V2H58ZM99 4V3H98ZM102 4H103V2H102ZM118 4V5H117ZM130 4V3H129ZM129 4H128V6H129ZM134 4V3H133ZM153 4V5H152ZM155 4V5H154ZM215 4V3H214ZM215 4V5H216ZM18 5H19V3H18ZM22 5V4H21ZM23 5H24V3H23ZM28 5V6H29ZM56 5V4H55ZM85 5V4H84ZM90 5V4H89ZM88 5V6H89ZM91 5H90V7H91ZM121 5V4H120ZM215 5H212L213 7L215 6ZM8 6V5H7ZM10 6V5H9ZM24 6H26L27 7V5H24ZM64 6V5H63ZM62 6V7H63ZM70 6V7H69ZM128 6H126V7H128ZM134 6V5H133ZM132 6V7H133ZM137 6V5H136ZM217 6V5H216ZM20 7H22V6H20ZM19 7V8H20ZM44 7H46V6H44ZM44 7H42V8H44ZM49 7V6H48ZM50 7H53V5H51ZM75 7V8H74ZM77 7H79L80 9H78ZM84 7V6H83ZM89 7V8H90ZM101 7H103V6H101ZM125 7V8H126ZM140 7V6H139ZM154 7V10H156V8ZM9 8V7H8ZM11 8V7H10ZM22 8H24V7H22ZM29 10L31 9L30 7H27ZM22 9L25 13L24 14H22V15H27V16H29V12L30 11H26V10H28V9ZM104 8V7H103ZM143 8V7H142ZM45 9V8H44ZM50 8H48V10H49ZM54 9H56V8H54ZM136 9V8H135ZM147 9V8H146ZM157 9V10H158ZM4 10V11H5ZM15 10V9H14ZM20 10H21V8H20ZM33 10V12H32V10H31V13H33V15H30L31 17H33L34 18V20H36V22H37V20L41 17V18H43V17H46L47 15H45L44 13L43 14H41L42 12L41 11H46L45 13H47V8L45 9V10H42L41 9V13L38 11V12H35ZM58 10V9H57ZM91 10V11H90ZM95 10H97V12L95 11ZM122 10V9H121ZM128 11H129V9H127ZM130 10H131V8H130ZM138 10V9H137ZM144 10V9H143ZM153 10V9H152ZM158 10V11H159ZM55 11V10H54ZM54 11H53V13H54ZM62 12H63V10H61ZM93 11V12H92ZM103 11V12H104ZM147 11H149V10H147ZM147 11H145V13L147 12ZM158 11H156L157 13H158ZM162 11V10H161ZM161 11H160V13H161ZM0 12V13H1ZM15 12H17V11H15ZM27 12L29 13V14H27ZM36 13V15H35V13ZM49 12H50V10H49ZM89 12H91L90 14H89ZM95 12H96V15H95ZM102 12V13H103ZM130 12V11H129ZM128 12V13H129ZM135 12H137V11H135ZM140 12V11H139ZM149 12H151V11H149ZM165 12V11H164ZM7 13V12H6ZM21 13H22V11H21ZM21 13H19L20 15H21ZM38 13H40V15H38ZM56 13V12H55ZM119 13V12H118ZM50 14V13H49ZM49 14H48V16H49ZM117 14V13H116ZM127 13H125L124 15H126ZM144 14V13H143ZM12 15V14H11ZM21 15V16H22ZM93 15H95V16H93ZM115 15V14H114ZM132 15V14H131ZM137 15V14H136ZM141 15V14H140ZM148 15H149V13H148ZM154 15H155V13H154ZM159 15V14H158ZM165 15V14H164ZM39 17V18H35V17ZM48 16H47V18H48ZM53 16H56V14L54 15H52V16H50V17H53ZM119 16V15H118ZM128 16H130L129 14H128ZM127 16V17H128ZM138 17H139V15H137ZM135 17V19L136 18H138V17ZM161 15H159V17H160ZM8 15L7 14H3V13H1L0 14V34H2V37L0 36V51H1V48H3L4 46H5V44L8 42V43H10V42H12L11 41V39H13V38H9V37H11V36H9V37H7V36H5L6 38H9L10 40H8V39H6L5 40V38H4V36H3V34L4 35H6V33H3V30H5L4 32H6V26H7V23L9 22V21H6V20H8ZM11 17V16H10ZM19 17V16H18ZM30 17V19H33V18H31ZM57 17V16H56ZM56 17H55V19H56ZM115 18H116V16H114ZM141 17V16H140ZM140 17H139V20H140ZM159 17H156V18H159ZM20 18V17H19ZM23 18H28V17H24L23 16ZM22 18V19H23ZM40 18V19H41ZM74 18H76V16L74 17ZM126 18V17H125ZM130 18H131V16H130ZM151 18H152V16H151ZM11 19V18H10ZM21 19V18H20ZM55 19H54V21H55ZM66 19V18H65ZM64 19V20H65ZM68 19V18H67ZM67 19H66V22L64 23V24H62L61 23V20H59L58 19V22H56V23H59V24H57V26H59L60 24V26L59 27H61L60 28V30L61 29H63V25H65L66 23V25H65V27L66 28H70V26H71V28H73L72 27V25L74 24H76V22L74 23V21L75 20H77V19H72L73 21H70V20H68L67 21ZM70 19V18H69ZM117 19H119V18H117ZM132 19V18H131ZM142 19V18H141ZM155 19V18H154ZM161 19V18H160ZM15 20H16V17H15ZM29 23L26 25L25 24V26L27 27V28H29V30H32L31 28L32 27H34V25H38V23L37 24H34L31 20H28V19H26ZM63 20V19H62ZM79 20H81L80 18H79ZM142 20H144V19H142ZM141 20V21H142ZM157 20V19H156ZM6 21V24H4V22ZM57 21V20H56ZM78 21V20H77ZM117 21V20H116ZM122 21H124V20H122ZM140 21V22H141ZM148 21H149V19H148ZM153 21V20H152ZM13 22V21H12ZM19 22V21H18ZM20 22H22V21H20ZM24 23H26V21H23ZM35 22V21H34ZM80 22V21H79ZM78 22V23H79ZM90 24V26H89V24ZM138 22V21H137ZM136 20H135V24L134 25H136ZM140 22H138V24L140 23ZM158 22H159V20H158ZM157 22V23H158ZM13 23H15V22H13ZM81 23V22H80ZM117 23V22H116ZM129 24H131L130 22H128ZM148 23V22H147ZM154 23V22H153ZM162 23V22H161ZM164 23V22H163ZM2 24H4L5 26H2ZM9 24V23H8ZM82 24V23H81ZM94 24V25H93ZM14 24H12V26H13ZM92 25V26H91ZM113 25H111V26H113ZM125 25V24H124ZM21 26V25H20ZM35 26V27H36ZM49 26H52V27H54V29H55V26L53 25V24H49ZM56 26V28H58L59 29V27H57ZM69 26V27H68ZM76 26V25H75ZM82 25H80L79 27H81ZM83 26H84V24H83ZM116 26V25H115ZM126 26H128V24H126ZM130 26V25H129ZM128 26V28H130ZM145 26V25H144ZM14 27V26H13ZM16 27V26H15ZM45 27V26H44ZM100 27V28H101ZM37 28V27H36ZM48 28V27H47ZM70 28V29H71ZM76 28V27H75ZM78 28V27H77ZM84 28V27H83ZM109 28V27H108ZM117 28H119V26L117 25ZM126 28V27H125ZM133 28V27H132ZM160 28V27H159ZM40 29V28H39ZM69 29V30H70ZM103 29V28H102ZM114 29H115V27H114ZM121 29H122V27H121ZM131 29V28H130ZM135 29V28H134ZM8 30V29H7ZM28 30V29H27ZM37 30H38V28H37ZM41 30H42V28H41ZM68 30V29H67ZM72 30H75V29H72ZM79 30H81V28L79 29ZM91 30V29H90ZM93 30V29H92ZM92 30H91V32H92ZM110 30V29H109ZM108 30V31H109ZM123 30V29H122ZM129 30V29H128ZM133 30V29H132ZM39 31V30H38ZM47 31V30H46ZM58 31V30H57ZM62 31V30H61ZM65 31V30H64ZM71 31V30H70ZM77 31V30H76ZM115 31V30H114ZM117 31V30H116ZM121 31V30H120ZM124 31V30H123ZM130 31V30H129ZM13 32H15V30H13ZM35 32V31H34ZM52 32V31H51ZM56 32V31H55ZM69 32V31H68ZM72 32V31H71ZM80 31H78V33H79ZM94 33H92V34H90L89 33V35H91V39H92V41H94V42H97L98 40L100 41L101 39H104L103 37H104V35L102 34L103 33V31H102V33H99V32H97V31H93ZM106 32V31H105ZM12 33V32H11ZM53 33V32H52ZM58 33V32H57ZM70 33V32H69ZM84 33V32H83ZM111 33H113L112 31H111ZM127 33H128V31H127ZM126 33V34H127ZM131 33H132V31H131ZM130 33V34H131ZM8 34V33H7ZM44 34V33H43ZM59 34H61L60 32H59ZM59 34H57L58 36H59ZM68 34V33H67ZM66 34V35H67ZM75 34V33H74ZM77 34V33H76ZM88 33H86V35H87ZM116 34V33H115ZM118 34V33H117ZM116 34V35H117ZM121 34V33H120ZM133 34V33H132ZM133 34V35H134ZM205 34L203 35V37L205 36ZM39 35V34H38ZM53 35V34H52ZM55 35V34H54ZM72 35V34H71ZM71 35H69V38H70V36ZM78 35V34H77ZM114 35V34H113ZM160 35H162V34H160ZM166 35V34H165ZM164 35V36H165ZM195 35H194V37H195ZM42 36V35H41ZM73 36V35H72ZM88 36V35H87ZM129 36V35H128ZM163 36V35H162ZM169 36V35H168ZM46 38H52V36L51 35H48L47 34V36H45ZM44 37V38H45ZM55 37V36H54ZM61 37V36H60ZM66 37V36H65ZM107 37H111V34H110V36H107ZM106 37V38H107ZM120 37V36H119ZM201 37V36H200ZM3 38V39H2ZM34 38V37H33ZM42 38V37H41ZM59 38V37H58ZM68 38V37H67ZM79 39V37H76V39ZM84 38V37H83ZM83 38H81V39H83ZM88 38H90V36L89 37H87V40H90L91 41V39H88ZM106 38H105V40H106ZM115 38V37H114ZM117 38V37H116ZM174 38V37H173ZM207 38V37H206ZM2 39V40H1ZM57 39V38H56ZM85 39V38H84ZM118 39V38H117ZM132 39V38H131ZM169 39V38H168ZM172 39V38H171ZM179 39H177V40H179ZM34 40V39H33ZM45 40V39H44ZM43 40V41H44ZM53 40H55V39H53ZM128 40V39H127ZM135 40H133V42H135ZM175 40V39H174ZM209 40V39H208ZM27 41H29V40H25L24 42H27ZM42 41V42H43ZM47 41H49V40H47ZM75 41V40H74ZM78 41V40H77ZM81 41V40H80ZM91 41V42H92ZM102 41V40H101ZM111 41V40H110ZM109 41V42H110ZM125 41V40H124ZM131 40H128V42H130ZM170 41V40H169ZM180 41H178V42H180ZM196 41V40H195ZM212 41V40H211ZM215 41V42H216ZM51 42V41H50ZM56 42H58V41H56ZM84 42V41H83ZM85 42H87V41H85ZM167 42V41H166ZM30 43V42H29ZM35 43V42H34ZM39 43V42H38ZM77 43V42H76ZM111 43V42H110ZM109 43V44H110ZM124 43V42H123ZM170 43V42H169ZM186 43V44H187ZM205 43V42H204ZM214 43V42H213ZM26 44V43H25ZM48 44V43H47ZM88 44V43H87ZM118 44H119V42H118ZM129 44V43H128ZM140 44V43H139ZM210 44V43H209ZM217 44V43H216ZM7 45V44H6ZM19 45H21V44H18L17 45V47L19 46ZM40 45V44H39ZM58 45V44H57ZM61 45V44H60ZM68 45V44H67ZM74 45V44H73ZM89 45V44H88ZM92 45V44H91ZM95 45V44H94ZM97 45V44H96ZM122 45V44H121ZM136 45V44H135ZM134 45V46H135ZM141 45H142V43H141ZM141 45H138L137 47H141ZM143 45H144V43H143ZM142 45V46H143ZM175 45V44H174ZM181 45V44H180ZM206 45V44H205ZM25 46V45H24ZM23 46V47H24ZM34 46V45H33ZM59 46V45H58ZM69 46V45H68ZM105 46V45H104ZM116 46V45H115ZM131 46H132V44H131ZM130 46V47H131ZM146 46V45H145ZM218 46H219V44H218ZM29 47V46H28ZM35 47V46H34ZM48 47V46H47ZM50 47H51V45H50ZM92 47H93V45H92ZM217 47V46H216ZM8 48V47H7ZM10 48V47H9ZM8 48V49H9ZM25 48V47H24ZM44 48V47H43ZM52 48H54L53 46H52ZM76 48V47H75ZM80 48V47H79ZM78 48V49H79ZM82 48V47H81ZM94 48H96V47H93V51L95 50ZM98 48V47H97ZM100 48H101V46H100ZM121 48V47H120ZM221 48V49H222ZM23 49V48H22ZM26 50H28L27 48H25ZM34 49V48H33ZM56 49V48H55ZM71 49V48H70ZM69 49V50H70ZM73 49V48H72ZM91 49V48H90ZM89 49V50H90ZM114 49V48H113ZM127 49V48H126ZM131 49V48H130ZM15 50V49H14ZM13 50V51H14ZM24 50V49H23ZM32 50V49H31ZM64 50V49H63ZM67 50V49H66ZM117 50V49H116ZM5 51H7V50H5ZM10 51H11V49H10ZM16 51V50H15ZM19 51H21V50H19ZM41 51V50H40ZM39 51V52H40ZM46 51V50H45ZM53 51V50H52ZM76 51V50H75ZM74 51V52H75ZM80 51V50H79ZM83 51V50H82ZM85 51L86 50H84V53H85ZM92 51V50H91ZM35 52V51H34ZM38 52V51H37ZM50 52V51H49ZM77 52V51H76ZM81 52V51H80ZM102 52V51H101ZM110 52V51H109ZM112 52V51H111ZM115 52V51H114ZM119 52V51H118ZM138 52H139V50H138ZM226 52V53H227ZM23 53H25V52H23ZM45 53V52H44ZM69 53H70V51H69ZM83 53V52H82ZM121 53V52H120ZM135 53H136V51H134L132 54V57L129 59V63H127V64H130L131 62H132V60H134L135 59ZM2 54H4V52L2 53ZM2 54H1V52H0V61H5V56L4 57H1L2 56ZM14 54H16V53H14ZM13 54V55H14ZM18 54V53H17ZM29 55V52L28 53H26L25 55ZM72 54V53H71ZM107 54V53H106ZM111 54V53H110ZM136 54H138V53H136ZM41 55H43V54H41ZM73 55V54H72ZM116 55H117V53H116ZM122 55V54H121ZM143 55V54H142ZM11 56H12V54H11ZM11 56H6V57H11ZM32 56V55H31ZM17 58H18V56H16ZM21 57V56H20ZM28 57H30V55L28 56ZM33 57V56H32ZM37 57V56H36ZM43 57V56H42ZM57 57V56H56ZM66 57V56H65ZM68 57V56H67ZM72 57V56H71ZM79 57V56H78ZM117 57V56H116ZM140 57V56H139ZM150 58H151V56H149ZM148 57V58H149ZM16 58V59H17ZM38 58V57H37ZM46 58V60H47V57H45ZM60 58V57H59ZM62 58V57H61ZM137 58V57H136ZM142 58V57H141ZM153 58V57H152ZM152 58H151V61H152ZM157 58V57H156ZM16 59H14V60H16ZM40 59V58H39ZM43 59V58H42ZM48 59H50V58H48ZM67 59V58H66ZM72 59V58H71ZM70 59V60H71ZM8 60V59H7ZM12 60V59H11ZM19 60V59H18ZM26 60H27V56H26ZM31 59H29V61H30ZM44 60V59H43ZM51 60H52V58H51ZM54 60H55V58H54ZM64 60V59H63ZM68 60V59H67ZM72 60H74V59H72ZM71 60V61H72ZM150 60V59H149ZM156 60V59H155ZM160 60V59H159ZM231 60V61H232ZM13 61V60H12ZM36 60H34V62H35ZM49 61V60H48ZM60 61V60H59ZM66 61V60H65ZM69 61V60H68ZM80 61V60H79ZM139 61V60H138ZM146 61V60H145ZM5 62H7V61H5ZM20 62H23V61H20ZM20 62H15V63H20ZM37 62V61H36ZM53 62V61H52ZM64 62V61H63ZM153 62V61H152ZM151 62V63H152ZM23 63H25V62H23ZM58 63V62H57ZM60 63V62H59ZM71 63H73V62H71ZM115 63V62H114ZM123 63V62H122ZM139 63V62H138ZM167 63V62H166ZM3 64V65H2ZM4 64H6V63H1L0 65H2V67H0V69L1 68H3L4 67ZM26 64V63H25ZM30 64H32V63H30ZM29 64V65H30ZM34 64V63H33ZM52 64V63H51ZM65 64V63H64ZM63 64V65H64ZM116 64V63H115ZM117 64H119V63H117ZM153 64H155V63H153ZM160 63H158V64H156L155 66H152L151 64V66L146 62V66L148 67V66H150V68H149V70H146V69H143V71H145V73L141 76V74H140V76H141V78L140 79H138V83H140V84H144L145 85V82H147V80L149 79V78H151L154 74H158V73H163L164 71H166L165 70V67L163 68V66H161V65H159ZM163 64H164V62H163ZM21 65V67H22V64H20ZM29 65H27V66H29ZM55 65H56V63H55ZM54 65V66H55ZM67 65V64H66ZM69 65V64H68ZM136 65V64H135ZM144 65V63L142 64V66ZM5 66H8V65H5ZM10 66V65H9ZM13 66V65H12ZM26 66V65H25ZM24 66V67H25ZM38 66V65H37ZM53 66V67H54ZM62 66V65H61ZM100 66V65H99ZM164 66H165V64H164ZM168 66V65H167ZM14 67H15V65H14ZM21 67H18V68H20L21 69ZM36 67V66H35ZM39 67V66H38ZM37 67V68H38ZM52 67V66H51ZM60 67V66H59ZM79 67H80V65H79ZM124 67H126V64H125V66ZM29 68H31V67H29ZM112 68V67H111ZM144 68H145V66H144ZM255 68V67H254ZM5 69V68H4ZM4 69L3 70H0L1 72V74L2 73H4L5 72V74H2V75H5L4 77H2V78H0V104H5L6 103V101H7V104H5L6 106H8L7 108H6V106H3L2 107V105H0L2 108H5L4 110H3V113H5V114H3L2 113V109H0L1 111V113H0V118H3L2 117V114L4 115V117L5 118H3L4 120H2L1 119V122L2 123H6V118L7 117H10L11 115L10 114H12V118L11 119H13V120H11L10 119V121H13V123H8V125H9V127L7 126V128L5 127V126H2V125H6V124H2L1 125V127L0 128H3L4 130H1L0 129V131H4L5 132V128H6V130L7 129H12V131L13 132H15V131H17L18 129H19V131H24V130H29V129H31L32 127H33V124H34V122L36 121V119H37V117L40 115H35V113H37V112H35V111H30L29 110V112L28 113H26L25 112V109H26V107H24V105H23V103H22V101H23V96L24 95H22L23 94V91H21L20 90V87H22V88H24L23 86H20V84H19V87L16 85V84H18V83H16V82H14L15 83V85L13 84V82L10 80V78H12L11 76L10 77H8L9 76V74L7 75V72L6 71H4ZM9 69V68H8ZM10 69H13V68H10ZM10 69H9V71H10ZM64 69V68H63ZM75 69V68H74ZM118 69V68H117ZM122 69V68H121ZM148 69V68H147ZM261 69V68H260ZM259 69V70H260ZM23 70V69H22ZM31 70V69H30ZM34 70H36V69H34ZM59 70V69H58ZM142 70V69H141ZM233 70V69H232ZM236 70V69H235ZM262 70V69H261ZM4 71V72H3ZM14 71V70H13ZM17 71H21V70H18L17 69ZM27 71V70H26ZM31 71H33V69L31 70ZM76 71V70H75ZM78 71V70H77ZM85 71V70H84ZM128 71V70H127ZM127 71H125V72H127ZM236 71H238V70H236ZM246 71V70H245ZM263 71V70H262ZM261 71V72H262ZM38 72V71H37ZM87 72V71H86ZM90 72V71H89ZM115 72V71H114ZM118 72V71H117ZM115 73V74H118V73ZM120 72V71H119ZM141 73H142V71H140ZM232 72V71H231ZM241 72V73H242ZM18 73V72H17ZM21 73V72H20ZM166 73V72H165ZM237 73H239V72H235V74L237 75ZM243 73H245V72H243ZM243 73H242V75H243ZM248 73V72H247ZM250 73V72H249ZM31 74V73H30ZM37 74V73H36ZM65 74V73H64ZM72 74V73H71ZM87 74H88V72H87ZM234 73L232 74V76H234L235 75ZM240 74V73H239ZM262 74H263V72H262ZM14 75V74H13ZM18 75V77H19V74H17ZM29 75V74H28ZM32 75H33V72H32ZM74 75V74H73ZM219 75H221V74H219ZM230 75V77L232 78V76H231V73L229 74ZM249 75V74H248ZM252 75H254V74H252ZM1 76V75H0ZM38 76V75H37ZM139 76V77H140ZM241 76V75H240ZM256 76V75H255ZM17 77V76H16ZM35 77V76H34ZM39 77V76H38ZM75 77V76H74ZM73 77V78H74ZM21 78V77H20ZM37 78V77H36ZM132 78H133V76L131 77V80H132ZM136 78V77H135ZM225 79H223V80H226V77H224ZM228 78H229V76H228ZM237 78V77H236ZM240 78H242V77H240ZM264 78V77H263ZM35 79V78H34ZM33 79V80H34ZM68 79V78H67ZM80 79H82V78H80ZM79 79V80H80ZM115 79V78H114ZM217 79V78H216ZM234 79H235V77H234ZM233 79V80H234ZM238 79V78H237ZM244 79H246V78H244ZM244 79H240V80H243L244 81ZM17 80V79H16ZM16 80H14V81H16ZM85 80V79H84ZM222 80V81H223ZM229 80H230V78L228 79V80H226V81H228L229 82ZM232 80V79H231ZM247 80V79H246ZM32 81V80H31ZM64 81V80H63ZM73 81V80H72ZM72 81H71V84H72ZM221 80H220V82H222ZM235 81V80H234ZM233 81V82H234ZM238 83H235V85L236 84H239V81L238 80H236ZM4 82H6L5 84H4ZM8 82H11V83H8ZM33 82V81H32ZM123 82V81H122ZM218 82V81H217ZM230 82H232V81H230ZM247 82V81H246ZM251 82V81H250ZM263 82V81H262ZM8 83V84H7ZM56 83V82H55ZM80 83H81V81H80ZM132 83V82H131ZM134 83H136V82H134ZM149 83V82H148ZM224 83H225V81H224ZM223 83V84H224ZM241 84H242V82H240ZM261 83V82H260ZM4 84V85H3ZM9 84H12L13 86H11V85H9ZM22 84V83H21ZM35 84V83H34ZM68 84V83H67ZM78 84V83H77ZM218 84V83H217ZM220 84V83H219ZM226 84V83H225ZM225 84L224 85H222V86H224L225 87ZM231 84V83H230ZM229 84V85H230ZM244 85L245 84H247V83H243ZM250 84H252V83H250ZM61 85H63V84H61ZM69 85V84H68ZM76 85V84H75ZM74 85V86H75ZM133 85V84H132ZM139 84H137V86H138ZM144 85H142V89H143V86ZM153 85V84H152ZM227 85V84H226ZM232 85V84H231ZM244 85L243 86H241L242 88H244ZM259 85V84H258ZM32 86V85H31ZM53 86H55V85H53ZM57 86H59V85H57ZM66 86V85H65ZM80 87H79V89L75 92V94L73 93V94H71V93H68V91H69V89H68V91L67 92H65V93H61L62 95H61V97L59 98V99H62V98H66V100H68V99H70V100H75V101H78V100H80V99H82V104H84V102H87L88 100H90V98H91V94H88L87 93V91H89V88H90V86H89V83H84V82H82L80 85H79ZM136 86V85H135ZM135 86H133V87H135ZM136 86V87H137ZM214 86H216V84L214 85ZM237 86V85H236ZM239 86V85H238ZM237 86V87H238ZM248 86V85H247ZM255 86V85H254ZM261 86V90L262 89H264V87L262 86V85H260ZM25 87H26V84H25ZM39 87V86H38ZM71 87V86H70ZM135 87V88H136ZM138 87H140V86H138ZM220 87V86H219ZM224 87H221L220 89H222V88H224ZM227 87V86H226ZM239 88V89H237L236 87H235V89H232L233 87L231 86V88H230V86L228 87V88H225L226 90H225V93L227 94V95H232V94H234V93H241L242 91H243V89L242 88ZM246 87V86H245ZM249 87V86H248ZM247 87V88H248ZM30 88H32V87H30ZM34 88V87H33ZM74 88V90H75V87H73ZM215 88V87H214ZM253 88V87H252ZM255 88H256V86H255ZM134 89V88H133ZM132 89V90H133ZM12 91V93H9L8 92V94L7 93H5L4 91ZM54 90V89H53ZM136 90H137V88H136ZM141 90V89H140ZM245 90H246V88H245ZM13 91H14V93H13ZM39 92H40V90H38ZM37 91V92H38ZM101 91V90H100ZM133 91H135V90H133ZM224 91V90H223ZM251 91H252V89H251ZM256 91V90H255ZM259 91V90H258ZM263 91V90H262ZM4 92V93H3ZM25 92H27V91H25ZM73 92V91H72ZM221 92H222V90H221ZM252 92H254V91H252ZM260 92V91H259ZM19 93V94H18ZM20 93H22V94H20ZM42 93V92H41ZM55 93H58V92H55ZM55 93H53L52 92V94L54 95ZM60 93V92H59ZM67 93H68V95H67ZM215 93H217V92H215ZM223 93V92H222ZM221 93V94H222ZM5 94H7L6 96H5ZM32 94V93H31ZM35 94V93H34ZM38 94H40V93H38ZM47 94V93H46ZM45 93H44V96H40V97H42L43 98V100L45 101V102H47V104H48V109H51V110H53L54 111V115L55 114H59V116H60V112L59 111H57V112H55V110L56 109H60L59 108V103L61 102V101H59V103H58V101L56 100L55 101V99L53 100V98H50L49 96H47ZM104 94H106V93H104ZM218 94V93H217ZM220 94V93H219ZM219 95V97H221L222 95ZM15 96V97H17V98H14V99H17V101H15L14 102V100H9V99H11L10 97H12V96ZM19 95H22V96H19ZM42 95V94H41ZM56 95V94H55ZM107 95V94H106ZM213 95H215V94H213ZM227 95H225V96H227ZM246 95V94H245ZM254 95V94H253ZM39 96V95H38ZM37 96V97H38ZM57 96H59V95H57ZM102 95L100 94V97H101ZM224 96V95H223ZM228 96V97H229ZM7 97H9V99L7 98ZM19 97H22V99L21 98H19ZM35 98H36V95L34 96ZM109 97V96H108ZM215 97V96H214ZM218 97V96H217ZM237 97V96H236ZM250 97H252L253 98V96H251L250 95ZM255 97L258 99V100H264V96L261 94V93H257L256 95H255ZM28 98H29V96H28ZM57 98V97H56ZM97 98V97H96ZM103 98H105V97H103ZM107 98V97H106ZM230 99H231V97H229ZM243 98V97H242ZM255 98V99H256ZM4 99H6V100H4ZM10 101H8V100ZM98 99V98H97ZM97 99H95V100H97ZM221 99V98H220ZM240 99V98H239ZM244 99H246V98H244ZM249 99V98H248ZM255 99H253V100H255ZM29 100V99H28ZM34 100H38V98L37 99H34ZM40 100V99H39ZM103 100V99H102ZM224 100H225V98H224ZM223 100V101H224ZM236 100V99H235ZM243 100V99H242ZM13 102V104H12V102ZM27 101V100H26ZM26 101H23V102H26ZM4 102V103H3ZM8 102H9V104H8ZM22 104H21V103ZM28 103H30L29 101H27ZM37 102V101H36ZM44 102V103H45ZM64 102V101H63ZM72 102V101H71ZM71 102H70V104H71ZM74 102V101H73ZM80 102V101H79ZM78 102V103H79ZM231 102H232V100H231ZM230 101H229V104H226V106H228L229 105V107H230V103H231ZM246 102V101H245ZM93 103H96V102H94L93 101ZM226 103V102H225ZM234 103V102H233ZM232 103V104H233ZM249 103V102H248ZM261 103V102H260ZM25 104V103H24ZM38 104V103H37ZM42 104V103H41ZM91 104V103H90ZM99 104V103H98ZM102 104H103V101H102ZM111 104H112V102H111ZM116 104V103H115ZM113 104V105H111V106H114V108H115V110L117 109L115 106L117 105V106H119L118 104ZM236 104V102L234 103V105ZM238 104V103H237ZM251 104V103H250ZM262 104V103H261ZM26 105H28V104H26ZM73 105V104H72ZM94 105H96V104H94ZM106 105H108V104H106ZM105 105V106H106ZM234 105H232L233 107H234ZM37 107H38V111L40 112V109H41V107L40 106H42V105H36ZM76 106V105H75ZM75 106H73V107H75ZM98 106V105H97ZM104 106V107H105ZM110 106V105H109ZM108 106V107H109ZM110 106V107H111ZM225 106V107H226ZM239 106V105H238ZM253 106V105H252ZM0 107V108H1ZM43 107V106H42ZM44 107H45V105H44ZM82 107V106H81ZM91 107V106H90ZM96 107V106H95ZM104 107H102V109H105V111L107 110V108H104ZM241 107V106H240ZM259 107V106H258ZM29 109H30V107H28ZM34 108V107H33ZM86 108H89V106L88 107H86ZM92 108H94V107H92ZM101 107H98V109H100ZM113 108V107H112ZM112 108H111V110H112ZM120 109H121V106L119 107ZM118 108V109H119ZM7 109V110H6ZM8 109H9V111L11 112H9L8 111ZM76 109V108H75ZM83 109V108H82ZM90 109V108H89ZM120 109H119V112H120ZM124 109V108H123ZM195 109V108H194ZM198 109V108H197ZM255 109V108H254ZM28 110V109H27ZM47 110V109H46ZM88 110V109H87ZM114 110V111H115ZM199 110V109H198ZM246 110V109H245ZM263 110H264V108H263ZM6 111V112H5ZM43 111H44V109H43ZM91 111V110H90ZM97 111H99V110H97ZM96 111V112H97ZM101 111H103V110H101ZM110 111V110H109ZM108 111V112H109ZM113 111V110H112ZM118 111V110H117ZM127 111V110H126ZM126 111H124V112H126ZM257 111V110H256ZM9 112V113H8ZM33 112H35V113H33ZM45 112V111H44ZM76 112V111H75ZM74 112V113H75ZM87 112V111H86ZM85 112V113H86ZM89 112V111H88ZM87 112V113H88ZM119 112H116L117 114V116H119L118 115V113ZM123 112V113H124ZM127 112H130V111H127ZM125 113V114H128L129 115V113ZM136 112V111H135ZM51 113V112H50ZM53 113V112H52ZM51 113V114H52ZM64 113H66V112H64ZM84 113V112H83ZM123 113L121 114V116L120 117H123L122 115H123ZM134 113V112H133ZM188 113V112H187ZM191 113H193V115L191 116V117H187V119L185 120V121H183V123L181 122V124H180V129H181V131L183 130V131H190V130H192L193 128H195L198 124H199V122H200V120L201 119H199V115H200V113H202L203 114V112H200L199 114H198V111H196L195 113L194 112H191ZM252 113V112H251ZM10 115V116H5V115ZM47 114H49V113H47ZM50 114V115H51ZM68 114V113H67ZM75 114H77V113H75ZM92 114V113H91ZM97 114V113H96ZM100 113H98V115H99ZM106 113H104L103 112V115H105ZM108 114V113H107ZM115 113H113V114H111L112 116L114 115ZM131 114V113H130ZM136 114V113H135ZM138 114V113H137ZM136 114V115H137ZM190 114V113H189ZM201 114V115H202ZM257 114V113H256ZM44 115V114H43ZM61 115H62V113H61ZM69 115V114H68ZM73 115V114H72ZM85 115V114H84ZM93 115H95V113L93 114ZM97 115V116H98ZM101 115H102V113H101ZM115 115V116H116ZM134 114H132V116H133ZM139 115V114H138ZM188 115V114H187ZM259 115V114H258ZM262 115V114H261ZM49 116V115H48ZM75 116V115H74ZM83 116V115H82ZM92 116V115H91ZM96 116V115H95ZM108 116H110L109 114H108ZM107 116V117H108ZM125 116V115H124ZM135 116V115H134ZM50 117H52V115L50 116ZM55 119H57L56 117H58V115L55 117V116H53ZM63 117V116H62ZM59 118V121H61L62 122V120H63V118ZM128 117V116H127ZM127 117L125 118V117H123V118H125V119H127ZM129 117H131L130 115H129ZM138 117V116H137ZM262 117V116H261ZM39 118V117H38ZM74 118V117H73ZM84 118V117H83ZM83 118H82V120H83ZM86 118V117H85ZM84 118V119H85ZM102 118H104V117H102ZM110 117H108V119H109ZM112 118H114V117H112ZM122 118V119H123ZM134 118H136V117H134ZM134 118H133V120H134ZM255 118V117H254ZM60 119H62V120H60ZM65 119V118H64ZM71 118H69V120H70ZM75 119L76 120H78L79 119V116H78V118H74V121H75ZM81 119V118H80ZM99 119V118H98ZM105 119V118H104ZM104 119H102V120H104ZM107 119V118H106ZM118 118H116L115 120H117ZM121 119V118H120ZM125 119H123V120H125ZM129 119H131L132 120V117L131 118H129ZM128 119V120H129ZM137 119V118H136ZM139 119V118H138ZM144 119V117L142 118V122L144 121L143 120ZM148 119V118H147ZM66 120H68V116H67V119ZM65 120V121H66ZM112 120V119H111ZM111 120H108L107 121V123L110 121V123H111ZM133 120H132V122H130V120H129V122L126 124V123H124V124H126V125H124L123 126V128L118 132L117 130H116V132H118L117 134L119 135L120 133H121V135L122 134H124V137H125V134H129L130 133V129H136V126H137V128H141V124H140V126L138 127V122L137 123H135V122H133ZM154 120H156V119H154ZM181 120V119H180ZM264 119L263 118H260V119H258V117H257V121H256V127H258V129H255L254 128V132L256 133L257 132V134H258V131L259 132H261V133H263L264 134V125H263V121ZM9 120H8V122H10ZM55 121H57V120H55ZM64 121V120H63ZM64 121V122H65ZM79 121V120H78ZM113 121H114V119H113ZM136 121V120H135ZM139 122L141 121V120H138ZM146 121H148V120H146ZM150 121L152 122L153 121V118L151 119L150 118ZM179 121V120H178ZM31 122V123H30ZM38 122V121H37ZM70 122H73V121H70ZM81 122V121H80ZM83 122V121H82ZM176 122V121H175ZM175 122H173V123H175ZM255 122V121H254ZM25 123V124H24ZM60 123V122H59ZM59 123H56L57 125L59 124ZM67 123H68V121H66V125H67ZM75 123H76V121H75ZM115 123V122H114ZM120 123H122V122H120ZM150 123V122H149ZM155 122L153 121V124H154ZM172 123V124H173ZM178 123V122H177ZM177 123H175L176 125H177ZM69 124V123H68ZM74 124V123H73ZM111 124H113V123H111ZM146 124V123H145ZM174 124V125H175ZM22 127H21V126ZM25 125V126H24ZM60 125H63L62 123L60 124ZM66 125H65V123H64V126L66 127ZM70 125V124H69ZM81 125V124H80ZM79 125V126H80ZM110 125V124H109ZM122 125V124H121ZM156 126H157V120H156V124H155ZM155 125H151L152 127L154 126L155 127ZM159 125V124H158ZM23 126H24V130H23ZM63 126V127H64ZM76 126H78V124L76 125ZM78 126V128H80ZM228 126V125H227ZM58 127V126H57ZM57 127H54V130L57 128ZM67 127L68 128H73V125L72 126H68L67 125ZM83 127V126H82ZM143 127V126H142ZM144 127H145V125H144ZM198 127V126H197ZM224 127H226V126H224ZM61 128V127H60ZM59 128V129H60ZM74 128H77V127H74ZM112 127H110V129H111ZM121 128V126H119V129ZM158 128V127H157ZM156 128V129H157ZM223 128V127H222ZM237 128V127H236ZM21 129V130H20ZM59 129H56V130H59ZM62 129H65V128H62ZM61 129V130H62ZM109 129V131H111ZM118 129V130H119ZM145 129V128H144ZM156 129H153V130H156ZM66 130V129H65ZM65 130H64V133H66L65 132ZM76 130H78V129H76ZM113 130V129H112ZM115 130V129H114ZM137 130V129H136ZM135 130V131H136ZM146 130V129H145ZM232 130V129H231ZM18 131V133L17 132H15V133H13V134H15L14 136H16L17 134L18 135H20L21 133H22V131H21V133ZM34 131V130H33ZM82 130H80L79 132L81 133H79L78 131H77V133H79V135L77 136H74V137H72V135L74 134H76V133H73L72 134V131H69V129H68V134L70 133V134H72L71 135V137H69V135H66V136H68V137H66V136H63V135H65L64 133L62 134V136H60V133H59V135H55L54 134V136L52 135L53 134V132H52V134H50L49 132H46V133H49L50 135H47V136H40L41 138H39L38 139V141H36L35 142V139L37 140V138H35V139H33V142L34 143H31L30 145H28L25 149H27V151H22L21 149H23V148H21V146H20V144H19V142L18 143H14L13 142V144H11V145H13L14 147H15V145H16V150H14V147L13 146H11L12 148H13V151H17V150H19V155H21L22 154V152L24 153L23 154V156L21 155V157H24V159L27 161V162H29V164H31L32 165V170H31V172L30 173H32V176H33V174H34V176H36V175H47V173L48 174H53V178H54V175H55V172L56 171H53V168H55L56 169V167L58 168V167H60V172H61V170L63 169L64 170V168L65 169H68L71 173H73V172H78V173H80V172H87V173H85L86 175L88 174V173H100V176H101V174L103 173H105L106 174V171L108 172V170H112V168L115 170V167H117V166H119V164H121L120 162H121V160H122V155H124V153H126L127 152V150H126V152H125V148L127 147H125L124 148V142H122V143H124L123 144V146L122 145H119V144H121L120 142L123 140V135H122V140L120 141V139H116L115 137H117L118 135H116L115 137H114V139H116L117 141L119 140L120 142H119V144H115L114 143V141L112 142V139L110 140V138L111 137H108L109 139L105 142V143H102L100 140H99V137H101V135H102V133H101V135L97 138V140H98V144L99 143H101V153H102V157H100L99 156V159L100 160H96L94 157L96 156H94V157H92V156H90L89 155V148H88V146H91V145H88L87 146V143H88V141L85 143L83 140H86V139H84L83 138V140H82V136L84 135V133L83 132H81ZM134 130H132V132H133ZM138 131V133L140 132L139 130H137ZM142 131V130H141ZM148 131H149V129H148ZM152 131V130H151ZM228 131V130H227ZM239 131H240V129H239ZM61 132H63V131H61ZM74 132V131H73ZM115 132V133H116ZM144 131H142V133H143ZM213 132H215V131H213ZM212 132V133H213ZM218 132H222V131H218ZM242 132H243V130H242ZM253 132V133H254ZM8 133H12V132H9V130L6 132V135H8ZM57 133V134H58ZM104 133V132H103ZM107 133V132H106ZM112 133V132H111ZM115 133H114V135H115ZM141 133V132H140ZM152 133H154V132H152ZM151 132L149 133V134H152ZM190 133V132H189ZM211 133V132H210ZM216 133V132H215ZM230 133V132H229ZM243 133H245V132H243ZM254 133V134H255ZM3 134V133H2ZM23 134V133H22ZM133 134V133H132ZM178 134V133H177ZM184 134H185V132H184ZM233 134V133H232ZM234 134H236V132L234 133ZM240 134V133H239ZM238 134V136H237V138L239 139V137L240 136H242V135H239ZM247 134V133H246ZM252 134V133H251ZM18 135L16 136V140L15 139H13L14 141H20V139H22V138H20L19 140H17V138H19L18 137ZM106 135H108V134H106ZM112 135V137H113V134H111ZM121 135H119V137H121ZM126 135V136H127ZM134 135H135V133H134ZM138 135V134H137ZM143 135V134H142ZM145 135V134H144ZM213 135V134H212ZM212 135H210V136H212ZM219 135V137H216L215 138V140H214V142H215V145L213 146V149L212 150H210V153H209V155H208V162L209 163H212V164H214L213 162H216V161H218L219 162V160H221V159H225L226 157L227 158H230L231 157V155L233 154L232 152H234V150H231L232 149V147H233V145L236 143L235 141L237 140V138H236V140L234 141L235 143H232L233 145L231 146V144L230 145H227L228 143L226 142L227 140H228V137L226 136V134L224 135V137L221 135V134H218ZM228 135V134H227ZM237 135V134H236ZM243 135H245V134H243ZM248 135V137H249V134H247ZM11 136H13V135H11ZM80 136V137H79ZM88 136V135H87ZM87 136H84V137H87ZM98 136V135H97ZM132 136V135H131ZM139 136V135H138ZM137 136V137H138ZM148 136V135H147ZM188 136V135H187ZM229 136H231V134L229 135ZM3 137H5V135L3 136ZM8 137H10L9 135H8ZM21 137V136H20ZM89 137V136H88ZM118 137V138H119ZM127 137H129V136H127ZM134 137V136H133ZM132 137V138H133ZM136 137V136H135ZM140 137V136H139ZM146 137V136H145ZM232 137V136H231ZM243 137V136H242ZM5 138H7V137H5ZM5 138L4 139H1V140H5ZM11 138V137H10ZM15 138V137H14ZM26 138V137H25ZM90 138V137H89ZM107 138V137H106ZM141 138H144V137H141ZM184 138V137H183ZM207 138V137H206ZM247 138V137H246ZM88 139V138H87ZM91 139V138H90ZM96 139V138H95ZM113 139V140H114ZM129 139V138H128ZM137 139H140V138H137ZM146 139V138H145ZM203 139H205V138H203ZM209 139V138H208ZM0 140V141H1ZM23 140V139H22ZM92 140V139H91ZM105 140V139H104ZM126 140V139H125ZM131 140V139H130ZM201 141H202V139H200ZM230 140H232L233 141V139L231 138ZM6 141H9V142H12L11 140H6ZM31 141H32V139H31ZM75 141H77V142H75ZM139 141H142V140H139ZM209 141V140H208ZM211 141V140H210ZM220 141H222L223 142V144L222 145H220ZM231 141V142H232ZM2 142V141H1ZM0 142V143H1ZM96 142V141H95ZM94 142V143H95ZM126 142H128L129 143V141L128 140H126ZM132 142V141H131ZM134 142V141H133ZM149 142V141H148ZM147 142V143H148ZM200 142V141H199ZM205 142V141H204ZM203 142V143H204ZM213 142V143H214ZM221 142V143H222ZM225 142H226V144H225ZM237 142H238V140H237ZM89 143H90V140H89ZM93 145H94V143H93V141L91 142ZM145 143H146V141H145ZM151 143V142H150ZM206 143V142H205ZM210 143V142H209ZM1 144H4V143H1ZM0 144V145H1ZM21 144H22V142H21ZM24 144H29V143H24ZM196 144H200V143H195V145ZM237 144V143H236ZM5 145H7L6 147L8 148V146L10 145V144H8V142H7V144H5ZM96 146H97V142H96V144H95ZM149 145V144H148ZM148 145L146 146V145H144L145 146V148L146 147H148ZM194 145V146H195ZM227 145V146H226ZM4 146V145H3ZM198 146V145H197ZM196 146V147H197ZM200 146V145H199ZM206 146V145H205ZM209 146H210V144H209ZM212 146V145H211ZM210 146V147H211ZM235 146H237V145H234V147ZM11 147L9 148V151H11L10 149H11ZM92 147H94V146H91V148ZM99 148H100V145L98 146ZM98 147H95V149H97ZM134 147V146H133ZM153 147V146H152ZM201 147V146H200ZM233 147V148H234ZM1 148H2V146H1ZM21 148V149H20ZM194 148V147H193ZM237 147H235L234 149H236ZM95 149H93V150H95ZM199 149L200 148H195L194 150H195V153H197V154H199L200 153V151H202V147H201V150L199 151ZM92 150V149H91ZM151 150V149H150ZM205 149H203V151H204ZM206 150H207V148H206ZM7 152V153H11V152H13V151H11V152ZM22 151V152H21ZM97 151H99V150H97ZM148 152H149V148H148V150H147ZM156 151V150H155ZM191 151H193V149L191 150ZM0 152H1V150H0ZM151 152H153V150L151 151ZM194 152V151H193ZM99 153V152H98ZM101 153H99V154H101ZM192 153V152H191ZM195 153H193V154H195ZM202 153H204V152H202ZM230 153H232L231 155H229ZM3 154V153H2ZM4 154H6L5 152H4ZM3 154V156L2 157H5V155ZM98 154V155H99ZM155 154H156V152H155ZM196 154V155H197ZM205 154V153H204ZM206 154H207V152H206ZM7 155V154H6ZM15 155H17L18 156V158H19V160L21 159V157H19V155L17 154V152L15 153ZM15 155L13 154H11L10 156L12 157L11 159H9V160H12V159H14V161L13 162H15L16 160H18V158L16 159V157H15ZM126 155H128V154H126ZM149 155V154H148ZM158 155L159 154H156V156L158 157ZM186 155V154H185ZM189 155H191V156H193L192 154H189ZM10 156H8V158L10 157ZM13 156H14V158H13ZM125 156V155H124ZM188 156V155H187ZM198 156H200V155H198ZM202 156V155H201ZM205 156V155H204ZM204 156H203V158H204ZM229 156V157H228ZM97 157V156H96ZM157 157L155 158L156 160H157ZM172 157V156H171ZM174 157V156H173ZM176 157H178V156H176ZM181 157V156H180ZM180 157H178V158H180ZM195 157V156H194ZM6 158V157H5ZM125 158V157H124ZM150 158H151V156H150ZM154 158V157H153ZM185 159H182V158H180L181 160H183V161H180V162H182V163H180V164H176L175 162H169V160H171V159H169L168 160V162H167V164L165 163V162H163V163H165L166 164V166L164 167L163 165H165V164H160V162H158L159 161V159L157 160V161H155V159L153 160L152 159V162L153 161H155V162H157V163H155V167H156V169H155V171L157 170V172L160 174V175H163L162 177H163V179L166 181V186L165 185H163V184H160V183H157L155 180V178H153V177H151L148 181H146L147 182V184H146V186L147 187H145V190H144V192L145 193H147V198H151L152 199V197H156V201H158V197L159 196H161V201H162V196L163 197H169V199H171V200H176L177 198H181V196L182 195H180V194H182L181 193V190H180V186L178 185V184H181V183H179V182H183V181H187V178H190V175L193 173V171H194V169L192 170V168H195V172L197 171L196 170V168L197 167H199V170L201 169L200 168V166L198 165V163L196 164L195 163V166H194V162H193V160H191V157H189V159L190 160H187L188 158H186V157H184ZM196 158V157H195ZM195 158H193V159H195ZM202 158V157H201ZM200 158V159H201ZM226 158V159H227ZM4 159V158H3ZM23 158L21 159V160H24ZM126 159V158H125ZM163 159V158H162ZM231 159V158H230ZM8 159L6 158V163L8 162L7 161ZM18 160V161H19ZM24 160V161H25ZM173 160L175 161L176 159H174L173 158ZM172 160V161H173ZM177 160H179V159H177ZM202 160V159H201ZM228 160V159H227ZM1 161V160H0ZM4 161V160H3ZM23 161V162H24ZM124 161V160H123ZM151 161V160H150ZM161 161V160H160ZM195 161V160H194ZM23 162H20V163H23ZM162 162V161H161ZM178 162V161H177ZM197 162V161H196ZM220 162H222V161H220ZM227 162V161H226ZM3 164H5L4 162H2ZM18 163V162H17ZM125 163H126V161H125ZM125 163L123 164V166L125 165ZM153 163V164H154ZM203 163V162H202ZM9 164V163H8ZM14 164H16V163H14ZM14 164H12L13 165V167L14 166H16V165H14ZM19 164V163H18ZM153 164L151 163V167H153ZM199 164H200V162H199ZM217 164H219V163H217ZM20 165H25V163L24 164H20ZM20 165H17L16 167H18V166H20ZM203 165V164H202ZM5 166H7V165H5ZM27 166V164L24 166V167H26ZM204 166V165H203ZM236 166H237V164H236ZM9 167L10 168H12V166H10L9 165ZM8 167V168H9ZM31 167V166H30ZM39 167V169H37ZM41 167V168H40ZM119 167H121V165L119 166ZM119 167H117L119 170H120V168ZM202 167V166H201ZM7 168V169H8ZM9 168V169H10ZM19 168H23V167H19ZM29 168V167H28ZM46 168H49L50 169V171L49 172H45L43 169H45L46 170ZM51 168H52V170H51ZM62 168V169H61ZM116 168V169H117ZM122 168V167H121ZM124 168V167H123ZM122 168V169H123ZM6 169V168H5ZM118 169H117V172H116V175H117V173H119L120 171L122 172V170H120L119 172H118ZM153 169V168H152ZM151 169V170H152ZM204 169H207V167H205V168H203V170ZM209 169V168H208ZM0 170H2V166L0 167ZM14 170V169H13ZM20 170V169H19ZM30 170V169H29ZM28 170V171H29ZM57 170V169H56ZM58 170H59V168H58ZM110 170V171H111ZM113 170V171H114ZM5 171H7V170H5ZM12 172V170H9V172ZM16 171V170H15ZM25 171H26V169H25ZM53 171V172H52ZM113 171H111V172H113ZM153 171V170H152ZM1 173L3 172V171H0ZM43 172H45L44 174H42ZM59 171H57V173H58ZM60 172L58 173V175L60 174ZM63 173H64V171H62ZM61 172V173H62ZM68 172V171H67ZM151 172V171H150ZM157 172H155V173H157ZM195 172L193 173V175H195ZM200 172V171H199ZM204 172H206V170L204 171ZM1 173H0V175H1ZM8 173V172H7ZM7 173H4V174H6L7 175ZM70 173V174H71ZM115 173V172H114ZM135 173V172H134ZM3 174V173H2ZM26 174V173H25ZM73 174H77V173H73ZM83 174V173H82ZM84 174V175H85ZM110 174V173H109ZM121 174V173H120ZM133 174V173H132ZM158 174V175H159ZM16 175H17V173H16ZM20 175H21V173H20ZM23 175V174H22ZM27 175V174H26ZM64 175V174H63ZM62 175V176H63ZM69 175V174H68ZM72 175V174H71ZM71 175H69V176H71ZM78 175H81V174H77V176ZM83 175V176H84ZM95 175V174H94ZM94 175L93 176H91V177H94ZM111 175V174H110ZM192 175V176H193ZM203 175V174H202ZM8 176V175H7ZM11 176V175H10ZM13 176V175H12ZM12 176L10 177V178H12ZM18 176V175H17ZM52 176V175H51ZM56 176H57V174H56ZM66 176H67V174H66ZM68 176V177H69ZM73 176V175H72ZM76 176V177H77ZM98 176H99V174H98ZM113 176V175H112ZM132 176V175H131ZM155 176V175H154ZM199 176V175H198ZM3 177V176H2ZM5 177V176H4ZM4 177H3V179H4ZM14 177H16L15 175H14ZM13 177V178H14ZM20 177H22V176H20ZM29 177H31L30 175H29ZM50 177V176H49ZM57 177H60V175L59 176H57ZM56 177V178H57ZM64 177V176H63ZM79 177V176H78ZM96 177V176H95ZM94 177V178H95ZM114 178L116 177V176H113ZM121 177V176H120ZM129 177V176H128ZM148 177V176H147ZM194 177V176H193ZM192 177V178H193ZM7 178H9V177H6L5 179H6V181L7 180H11V179H7ZM12 178V179H13ZM17 179H19V177H16ZM24 178H25V176H24ZM36 178H37V176H36ZM39 178V177H38ZM41 178V177H40ZM46 178V177H45ZM53 178H52V180H53ZM61 178V177H60ZM72 178V177H71ZM192 178H190V180L192 179ZM195 178V177H194ZM192 179V182H193V180H195V179ZM196 178H197V176H196ZM199 178V177H198ZM28 179H30V178H28ZM35 179V178H34ZM55 179V178H54ZM76 179V178H75ZM105 179L107 180V178L105 177ZM108 179H110V180H108V181H110V183H109V186H110V184L111 183H113L112 182V179L113 178H108ZM117 179V178H116ZM115 179V180H116ZM129 179V178H128ZM158 179V178H157ZM2 179H1V177H0V182H2L1 181ZM16 180V179H15ZM19 180H22V179H19ZM30 180H33V179H30ZM36 180V179H35ZM41 180H42V178H41ZM51 180V179H50ZM57 180H59V178L57 179ZM66 180V179H65ZM69 180V178L67 179V181ZM78 180V179H77ZM81 180V179H80ZM95 180V179H94ZM93 180V181H94ZM115 180H113V181H115ZM189 180V179H188ZM189 180V181H190ZM200 180H201V178H200ZM205 180V179H204ZM203 180V181H204ZM14 181V180H13ZM12 181V182H13ZM25 181V180H24ZM39 180H37V182H38ZM47 181V180H46ZM60 181H62V180H60ZM64 181V180H63ZM76 181V180H75ZM86 181V180H85ZM90 181V180H89ZM88 181V182H89ZM92 181V182H93ZM103 181V180H102ZM145 181V180H144ZM196 181H197V183L195 182V184H194V186L192 187V189L190 190V192L192 191V190H194L195 191V194L196 193H198V192H200L199 190L201 189L202 190V188H201V181L198 183V179H196ZM10 182V181H9ZM16 182H17V180H16ZM16 182H13L14 183V186H15V183ZM32 182H34V181H32ZM31 182V183H32ZM44 182H45V180H44ZM55 182H57V181H55ZM82 182V181H81ZM87 182V181H86ZM99 182V181H98ZM117 182V181H116ZM188 182V181H187ZM207 182H209V181H207ZM206 182V183H207ZM4 183V182H3ZM2 183V184H3ZM13 183H10V184H13ZM18 183H20V182H18ZM36 183V182H35ZM95 183V182H94ZM105 183V182H104ZM1 183H0V207H2V206H5V207H3V208H1L0 209V214H1V217H0V222H1V224L3 225V224H8L9 222H10V219L12 220V219H16L18 216H19V218H21L22 220H26L30 215H32V213L35 211V208H36V206H38L40 203H42V202H44V201H46V200H48L49 199V196L53 193V191H54V189H53V187L51 186V184H41L42 186L40 187H38V188H40V191H39V193H34V194H32L33 192H34V190L32 189V195H33V197L32 198H34V199H28L30 196L28 195V197L26 198L27 199V201H26V199H24V198H22L23 200H25V203H21V202H23V200L19 203V205H14V203H12L11 202V200H13L15 197H18L19 195L18 194H20L16 189H15V187H14V189H10V184L8 185L9 186V189L8 188H5V186L4 185H6V184H3L2 185ZM22 184V183H21ZM24 184V183H23ZM22 184V185H23ZM27 184V183H26ZM58 184H60V183H58ZM64 184V183H63ZM77 184V183H76ZM75 184V185H76ZM86 184V183H85ZM84 184V185H85ZM114 184V183H113ZM112 184V185H113ZM121 185H122V183H120ZM189 184H190V182H189ZM203 184H205V182L204 183H202V187H203ZM20 185V184H19ZM38 185V184H37ZM73 185V184H72ZM83 185V186H84ZM89 185V184H88ZM108 185V182H107V184H106V188L104 187L103 189V191L102 190H100L102 193H100V194H96V195H99L98 197H94L93 199H91V197L89 196V194H88V196L90 197H86V198H89L88 200H91V203H93V205H92V208L94 209V208H96V207H99V206H101V204L107 199V198H111L112 196H114V195H116L118 192H119V183H117V187L115 186V187H112V189H110V187H108L107 186ZM139 185V184H138ZM182 185V184H181ZM184 185V184H183ZM190 185H193L192 183L190 184ZM33 186V185H32ZM31 186V187H32ZM36 186V185H35ZM55 186H56V184H55ZM71 186V185H70ZM86 186V185H85ZM96 186V185H95ZM114 186V185H113ZM207 186V185H206ZM209 186H210V184H209ZM79 187V186H78ZM82 187V186H81ZM80 187V188H81ZM92 187V186H91ZM90 186H89V188H91ZM121 187V186H120ZM141 187V186H140ZM189 187V186H188ZM205 187V186H204ZM22 188H24V187H22ZM72 188V187H71ZM87 188V187H86ZM101 188V187H100ZM109 188V189H108ZM136 188V187H135ZM147 188V189H146ZM73 189V188H72ZM71 189V190H72ZM83 189V188H82ZM102 189V188H101ZM188 189H190V188H188ZM204 190H206L205 188H203ZM209 189V188H208ZM211 189V188H210ZM25 190V189H24ZM31 190V189H30ZM29 190V191H30ZM37 190V189H36ZM80 190V189H79ZM84 190V189H83ZM83 190H81V192L83 191ZM92 190V189H91ZM127 190V189H126ZM141 190V189H140ZM139 190V191H140ZM21 191H23V189L21 190ZM77 191V190H76ZM87 191V190H86ZM95 191V190H94ZM125 191V190H124ZM136 191V190H135ZM139 191H138V194H141V193H139ZM143 191V190H142ZM142 191H140V192H142ZM213 191V190H212ZM24 192V191H23ZM25 192H27V191H25ZM31 192V191H30ZM72 192V191H71ZM90 192V191H89ZM99 192V191H98ZM123 192V191H122ZM121 192V193H122ZM205 192V191H204ZM22 193V192H21ZM70 193V192H69ZM92 193H93V191H92ZM96 192H94V194H95ZM120 193V194H121ZM145 193L143 194L144 196H145ZM73 194H75V193H73ZM72 194V195H73ZM79 194V193H78ZM102 194V195H101ZM123 194V193H122ZM194 194V195H195ZM198 194H200V193H198ZM198 194H196L197 196H198ZM202 194H203V192H202ZM202 194H201V196H202ZM85 195H86V192H85ZM91 195V194H90ZM129 195V194H128ZM131 195V194H130ZM164 195H166V196H164ZM23 196H25V195H21V197H23ZM66 196V195H65ZM119 196H121V195H119ZM135 196H137V194L135 193V195L134 196H132V201L130 200V199H128V200H130V202L131 203H135L136 201L138 202V200H135V198H137V197H135ZM139 196H141V195H139ZM152 196V197H151ZM204 196V195H203ZM74 197V199H75V196H73ZM79 197V196H78ZM82 196L80 195V197L78 198V199H81L80 201H79V204L77 203L76 204V202H75V200L73 201V202H68V200L69 199H67L66 200V203L67 204H72L73 206H79L80 205V203H81V206L82 205H84V207L83 208H80V206H79V208L81 209V211L80 212H82V210L84 209V208H86L85 207V204H88V203H85L86 201L84 200H82V198H81ZM128 197V196H127ZM127 197H126V199H127ZM129 197H131V196H129ZM134 197V198H133ZM185 197H186V195H185ZM189 197V196H188ZM194 197H196V196H193V198ZM210 197V196H209ZM226 197H227V195H226ZM5 198L7 199V201H8V203H7V201H6V204L5 203H3L4 201H5ZM55 198V197H54ZM61 198V197H60ZM70 198V197H69ZM142 198V197H141ZM153 198V199H154ZM160 198V197H159ZM187 198V197H186ZM198 198V197H197ZM196 198V199H197ZM230 198V197H229ZM11 199V200H10ZM17 199V198H16ZM20 199V198H19ZM18 199V200H19ZM64 199V198H63ZM63 199H60V200H62V202L64 201ZM72 199V198H71ZM71 199H70V201H71ZM116 199V198H115ZM138 199V198H137ZM169 199H167V201H166V199L165 200H163V201H165V202H169L168 200ZM185 199V198H184ZM183 199V200H184ZM189 199H190V197H189ZM199 199V198H198ZM203 199V198H202ZM207 199V198H206ZM10 200V201H9ZM29 200V201H28ZM59 200V201H60ZM127 200V201H128ZM134 200H135V202H134ZM160 200V199H159ZM187 200V199H186ZM200 200H201V198H200ZM205 200V199H204ZM230 200V199H229ZM17 201V200H16ZM59 201H57V202H59ZM93 201V202H92ZM126 201V200H125ZM126 201V202H127ZM145 201H147V202H145ZM150 201V200H149ZM148 200H144V202L145 203H149V205H151L150 203L151 202H149ZM152 201V200H151ZM187 201H189V200H187ZM222 201V200H221ZM225 201V200H224ZM223 201V202H224ZM230 201H233L232 199L230 200ZM53 202V201H52ZM54 202H55V200H54ZM89 202V201H88ZM109 202V201H108ZM137 202L135 203L136 205H137ZM160 202V201H159ZM194 202V201H193ZM204 202V201H203ZM223 202H222V204H223ZM227 202H229L228 201V198H227ZM18 203H16V204H18ZM83 203H85V204H83ZM107 203V202H106ZM153 203H155V202H153ZM152 203V204H153ZM156 203H158V202H156ZM155 203V204H156ZM180 203V202H179ZM182 203V202H181ZM198 203V202H197ZM201 203V202H200ZM51 204V203H50ZM53 204V203H52ZM64 204H65V202H64ZM74 204H76V205H74ZM128 204H130V203H128ZM139 204V203H138ZM143 204V203H142ZM183 204V203H182ZM181 204V205H182ZM211 204V203H210ZM218 204V203H217ZM49 205V204H48ZM55 205V204H54ZM59 205H62V204H60L59 203ZM58 205V206H59ZM132 205V204H131ZM148 205V206H149ZM179 205V204H178ZM177 205V206H178ZM195 205H197V204H195ZM224 205H226V203L224 204ZM52 206V205H51ZM87 206V205H86ZM88 206H89V204H88ZM134 206V205H133ZM132 206V207H133ZM154 206V205H153ZM152 205H151V207L150 208H152L153 207ZM156 206H158V205H156ZM188 205H186V207H187ZM204 206V205H203ZM222 206V205H221ZM91 207V206H90ZM131 207V206H130ZM176 207V206H175ZM178 207H180V206H178ZM183 207H184V205H183ZM191 207V205L190 206H188V208H190ZM233 207V206H232ZM54 208V207H53ZM78 208V209H79ZM89 208V207H88ZM102 208V207H101ZM177 208V207H176ZM188 208H182V209H184V211L183 212H178V213H176L179 217H178V219L179 220H182L181 221V223H179V224H187V222H186V220L187 219H189L188 218V216H189V213L187 214V212L189 211H187V209ZM193 209H194V207H192ZM192 208H190V209H192ZM196 208V207H195ZM208 208V207H207ZM212 208H213V206H212ZM217 209H218V207H216ZM229 208V207H228ZM55 209H57V207H55ZM54 209V210H55ZM66 209V208H65ZM68 209V208H67ZM135 209H136V207H135ZM135 209H133V210H135ZM156 209V208H155ZM158 209V208H157ZM162 209V208H161ZM196 209H199V206H198V208H196ZM195 209V210H196ZM225 209H227V208H225ZM51 210H53L52 209V207H51ZM178 210V209H177ZM181 210V209H180ZM202 210V209H201ZM215 210V209H214ZM57 211H59V210H57ZM74 211H75V208H74ZM84 211V210H83ZM104 211V210H103ZM135 211H137V210H135ZM175 211H176V209H175ZM182 211V210H181ZM197 211V210H196ZM200 211V210H199ZM204 211V210H203ZM42 212V211H41ZM40 212V213H41ZM56 212V211H55ZM106 212V211H105ZM177 212V211H176ZM195 211H192V213H194ZM213 212V209L212 210H210L209 211V213H212ZM43 213V212H42ZM97 213V212H96ZM98 213H99V211H98ZM97 213V214H98ZM109 213V212H108ZM139 213V212H138ZM192 213H191V215H192ZM208 213V210H207V214H209ZM34 214V213H33ZM39 214V213H38ZM54 214V213H53ZM71 214V213H70ZM80 214V213H79ZM82 214V213H81ZM83 214H85V213H83ZM88 214V213H87ZM100 214V213H99ZM103 214V212L101 213V215ZM215 214V213H214ZM225 214V213H224ZM52 215V214H51ZM65 215V214H64ZM69 215V214H68ZM101 215L99 216V218L101 217ZM177 215H174V216H177ZM197 215H198V212H197ZM212 215V214H211ZM264 215V214H263ZM75 216V215H74ZM78 216V215H77ZM80 216V215H79ZM91 216V215H90ZM109 216V215H108ZM108 216H106V217H108ZM173 216V217H174ZM193 216H196V215H194L193 214ZM205 216V215H204ZM43 217V216H42ZM51 217V216H50ZM76 217V216H75ZM96 217V216H95ZM97 217H98V215H97ZM103 217V216H102ZM192 216H190V218H191ZM203 217V216H202ZM53 217H51V219H52ZM63 218V217H62ZM85 218H88L87 216L85 217ZM99 218H97V219H99ZM170 218V217H169ZM176 218V217H175ZM175 218H171L172 220H169L170 222V224H168V226L169 225H172V228H174L173 227V224L175 223L173 220L175 219ZM193 218V217H192ZM204 218V217H203ZM215 218V217H214ZM264 218V217H263ZM69 219V218H68ZM73 219V218H72ZM76 219V218H75ZM78 219V218H77ZM76 219V220H77ZM104 219V218H103ZM177 219V222L176 223H178V220ZM205 219V218H204ZM212 219V218H211ZM261 219H262V217H261ZM260 219V220H261ZM55 221H56V219H54ZM53 220V221H54ZM65 220V219H64ZM196 220V219H195ZM195 220H193L195 223H196V221ZM199 220V219H198ZM53 221H52V223H53ZM86 221V220H85ZM174 222L173 224H171V222ZM176 221V220H175ZM183 221H184V223H183ZM193 221H190L189 223H191L192 224V222ZM13 222V221H12ZM31 222H33V221H31ZM97 222V221H96ZM186 222V223H185ZM199 222V221H198ZM262 222V224H264V222H263V220L261 221ZM14 223V222H13ZM34 223V222H33ZM32 223V224H33ZM59 223V222H58ZM80 223V222H79ZM85 223V222H84ZM90 223V222H89ZM95 223V222H94ZM168 223V222H167ZM187 224V226L188 225H190V224ZM194 223V224H195ZM205 223V222H204ZM20 224V223H19ZM57 224V223H56ZM86 224V223H85ZM98 224H99V220H98ZM141 224V223H140ZM261 224V223H260ZM58 225V224H57ZM62 226H63V224H61ZM89 225V224H88ZM182 225H180V226H182ZM193 225V224H192ZM203 225V224H202ZM27 226H28V224H27ZM29 226H31V225H29ZM52 226H54V225H52ZM66 226V225H65ZM186 226V227H187ZM21 227V226H20ZM57 227V226H56ZM55 227V228H56ZM68 227V226H67ZM96 227H97V225H96ZM96 227H95V229L94 230H92V231H90V232H88V226H82V227H80V225H79V227L77 226H75V227H72V228H66V231H65V233H64V238H67L68 239V237L70 238L72 235H74L77 231H83V232H80V234L78 235V237L82 240V242L84 241L85 243L87 242V241H89V240H91V238H92V236H94L95 234H96ZM145 227V226H144ZM149 227V226H148ZM165 227V226H164ZM171 227V226H170ZM185 226H184V228H186ZM25 228H26V226H25ZM28 228V227H27ZM58 228H60V227H58ZM57 228V229H58ZM62 228V227H61ZM140 228H142V227H140ZM156 228V227H155ZM191 228V227H190ZM234 228V227H233ZM252 228V227H251ZM250 228V229H251ZM256 228H258V227H256ZM262 228H264V225H263V227ZM51 229V228H50ZM63 229V228H62ZM139 229V228H138ZM137 229V230H138ZM151 229V228H150ZM160 229V228H159ZM167 229V228H166ZM54 230V229H53ZM169 230V229H168ZM194 230V229H193ZM241 230V229H240ZM242 230H244V229H242ZM248 230V229H247ZM48 231H50V230H48ZM52 231V230H51ZM182 231V230H181ZM248 231H251V232H248V233H250V234H247V235H249L250 236V240H251V237H252V239L254 240V239H256L258 236H257V234H259L258 232H257V230L255 229V227H254V230L253 229H251V230H248ZM258 231H260V230H258ZM264 231V230H263ZM2 231L0 230V233H1ZM19 232V231H18ZM53 232V231H52ZM56 232V231H55ZM58 232H59V229H58ZM64 232V231H63ZM160 232H162V231H160ZM164 232V231H163ZM171 232V231H170ZM207 232V231H206ZM229 232V231H228ZM233 232V231H232ZM237 232V231H236ZM245 232V231H244ZM47 233H49V232H47ZM61 233H62V231H61ZM79 233V232H78ZM78 233H76V235L78 234ZM179 233V232H178ZM231 233V232H230ZM57 234V233H56ZM180 234V233H179ZM190 234V233H189ZM226 234H228V233H226ZM264 234V233H263ZM52 235V234H51ZM182 235V234H181ZM181 235H179V237L181 236ZM210 235H211V233H210ZM225 235V234H224ZM239 235V234H238ZM238 235H237V238H238ZM242 235V234H241ZM243 235H244V233H243ZM260 235V234H259ZM53 237L54 236H56L55 235V233L52 235ZM59 236V235H58ZM140 236V235H139ZM138 236V238H140ZM209 236V235H208ZM208 236H205V237H208ZM228 236V235H227ZM233 236H235V235H233ZM249 236H247V238L249 237ZM48 238L50 237V235H48L47 236ZM137 237V236H136ZM135 237V238H136ZM143 237V236H142ZM165 237V236H164ZM186 237V236H185ZM231 237V236H230ZM243 237V236H242ZM261 237V236H260ZM47 238V239H48ZM56 238H58V237H56ZM63 237H62V239L63 240H66V239H64ZM73 239L75 238L76 239V237L74 236V237H72ZM130 238V237H129ZM134 238V239H135ZM168 238H169V236H168ZM184 238V237H183ZM182 237H181V239H183ZM197 238V237H196ZM209 238V237H208ZM225 239H226V237H224ZM233 238V237H232ZM237 238H234V239H237ZM259 238V237H258ZM50 239V238H49ZM187 239V238H186ZM233 239V240H234ZM240 239V238H239ZM263 240H264V238H262ZM55 240V239H54ZM70 240H71V238H70ZM76 240H78V239H76ZM197 240V239H196ZM253 240H252V243L251 244H253V245H251L252 246V248H253V251L256 253H261V252H264V247L263 246H260L257 242H259L258 240L255 242V243H253ZM52 241V240H51ZM60 241V240H59ZM62 241V240H61ZM79 241V240H78ZM132 241V240H131ZM141 241H142V239H141ZM148 241V240H147ZM188 241V240H187ZM248 241H249V238H248ZM48 242V241H47ZM63 242V241H62ZM83 242V243H84ZM146 242V241H145ZM144 242V243H145ZM196 242V241H195ZM236 242V241H235ZM261 242V241H260ZM67 243V242H66ZM65 243V244H66ZM69 243V242H68ZM76 243V242H75ZM165 243V242H164ZM185 243H187V242H185ZM184 243V244H185ZM199 243V242H198ZM200 243H203L204 244V242H200ZM227 243V242H226ZM228 243H229V241H228ZM237 243V242H236ZM262 243H263V241H262ZM61 244V243H60ZM134 244V243H133ZM172 244H174L173 242H172ZM171 244V245H172ZM240 244V243H239ZM257 244V245H256ZM46 245V244H45ZM49 245V244H48ZM47 245V246H48ZM142 245V244H141ZM144 245V244H143ZM146 245V244H145ZM144 245V246H145ZM148 245V244H147ZM198 245V244H197ZM206 245V244H205ZM211 245V244H210ZM238 245V244H237ZM250 245V244H249ZM262 245V244H261ZM73 246V245H72ZM81 246V245H80ZM135 246V245H134ZM203 246V245H202ZM212 246V245H211ZM148 248H149V246H147ZM169 247H170V245H169ZM180 247H182V246H180ZM194 247V246H193ZM196 247V246H195ZM233 247V246H232ZM55 248V247H54ZM65 248V247H64ZM113 248V247H112ZM141 248H142V246H141ZM145 248V247H144ZM151 248V247H150ZM204 248V247H203ZM206 248V247H205ZM263 248V250L261 251V249ZM111 249V248H110ZM177 249V248H176ZM182 249V248H181ZM183 249H185V248H183ZM202 249V248H201ZM53 250V249H52ZM131 250V249H130ZM141 250V249H140ZM206 250V249H205ZM204 250V251H205ZM251 250V249H250ZM60 251V250H59ZM148 251V250H147ZM151 251V250H150ZM182 251V250H181ZM201 251V250H200ZM252 251V250H251ZM54 252H56V249H55V251ZM129 252V251H128ZM153 253H154V251H152ZM180 252V251H179ZM201 252H203V251H201ZM242 252V251H241ZM249 252V251H248ZM246 253V252H245ZM255 253L254 254H248V253H246V255L245 256H247V254L248 255H251L249 258H259V259H253L252 260V264L253 263H255V264H261L262 263V261H260L261 259H263L264 257H262L261 255L259 256V254H257L256 253V255H255ZM51 254V253H50ZM59 254V253H58ZM95 254V253H94ZM131 254V253H130ZM135 254V253H134ZM134 254H132V255H134ZM177 254V253H176ZM182 254V253H181ZM234 254V253H233ZM232 254V255H233ZM125 255H127V254H124V256ZM154 255V254H153ZM204 255V254H203ZM205 255H206V253H205ZM254 255V256H253ZM1 256V255H0ZM21 256H23V255H21ZM128 256V255H127ZM183 256V255H182ZM186 256V255H185ZM190 256V255H189ZM226 256H228V255H226ZM225 255H224V257H226ZM259 256V257H258ZM8 257V256H7ZM18 257V256H17ZM16 257V258H17ZM25 257V256H24ZM57 257V256H56ZM202 257V256H201ZM5 257H3V259H4ZM8 258H10V257H8ZM12 258V257H11ZM62 258V257H61ZM90 258L91 257H89L88 259L90 260ZM129 258H131V256L129 257ZM135 258V257H134ZM144 258H145V256H144ZM179 258V257H178ZM200 258V257H199ZM236 258V257H235ZM241 258H242V256H241ZM261 258V259H260ZM0 259H2V258H0ZM2 259V260H3ZM29 259V258H28ZM31 259H33V258H31ZM58 259V258H57ZM62 259H64V258H62ZM65 259H67V258H65ZM64 259V260H65ZM92 259V258H91ZM94 259V258H93ZM98 259V258H97ZM238 259H240V258H238ZM237 259V260H238ZM17 260V259H16ZM55 260V259H54ZM69 260V259H68ZM75 260V259H74ZM79 260V259H78ZM81 260H83V259H81ZM118 260V259H117ZM120 260H121V258H120ZM120 260H118L119 262H120ZM236 260V259H235ZM234 260V261H235ZM10 261H12L11 259H10ZM14 261H15V259H14ZM19 261V263L21 262L20 260H18ZM31 261V260H30ZM29 261V262H30ZM53 261V260H52ZM56 261V260H55ZM70 261H72V260H70ZM69 261V262H70ZM80 261V260H79ZM83 261H85V260H83ZM82 261V262H83ZM92 261V260H91ZM94 261H96V260H93V262L92 263H95ZM128 261H129V259H128ZM195 261V260H194ZM247 261V263H248V260H246ZM245 261V262H246ZM2 262H4V261H2ZM16 262V261H15ZM15 262H14V264H15ZM24 262H26V259L24 260ZM32 262L34 263V260H32ZM39 262V261H38ZM41 262V261H40ZM57 262V261H56ZM75 262V261H74ZM78 262V261H77ZM122 262V261H121ZM120 262V263H121ZM28 263V262H27ZM32 263V264H33ZM86 263V262H85ZM88 263V262H87ZM90 264H91V262H89ZM126 263V262H125ZM184 263V262H183ZM191 263H193V262H191ZM5 264V263H4ZM8 264V263H7ZM10 264V263H9ZM16 264H18V263H16ZM28 264H31V262L30 263H28ZM38 264V263H37ZM42 264V263H41ZM44 264V263H43ZM61 264V263H60ZM67 264V263H66ZM75 264H77V263H75ZM79 264H81L80 262H79ZM96 264V263H95ZM102 264V263H101ZM104 264V263H103ZM127 264V263H126ZM188 264V263H187ZM242 264V263H241ZM249 264V263H248ZM263 264H264V262H263Z\"/></svg>",
    "mask_w": 264,
    "mask_h": 264
}]
</instances>
